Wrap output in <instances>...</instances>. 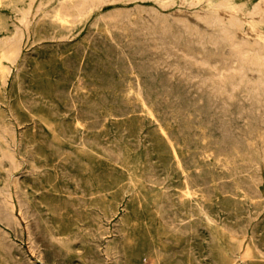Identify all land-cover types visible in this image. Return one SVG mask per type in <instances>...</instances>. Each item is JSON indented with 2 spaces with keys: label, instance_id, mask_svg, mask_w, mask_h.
Wrapping results in <instances>:
<instances>
[{
  "label": "rangeland",
  "instance_id": "374dc122",
  "mask_svg": "<svg viewBox=\"0 0 264 264\" xmlns=\"http://www.w3.org/2000/svg\"><path fill=\"white\" fill-rule=\"evenodd\" d=\"M93 1L94 3H92ZM138 7L139 9L141 7L142 10L140 9L139 11ZM145 7L147 8V10ZM148 7H149V11H148ZM134 8L137 9L136 12L139 14V16L135 12ZM124 10H126V12ZM172 12H174L175 14ZM202 13L204 14L202 15ZM77 17L79 20L76 19ZM138 17L140 18V21H138L139 20ZM144 17H146V19ZM160 17L162 20L161 22H160ZM72 18L74 21L72 20ZM90 19L93 20L94 22L93 21L91 22ZM167 19L168 20L173 19L172 20L173 23L171 21H168ZM135 20L138 22H136ZM155 20L157 22H160L159 23L160 29H158L159 25L156 24L157 22ZM70 21H73V22H70ZM105 21L106 23L108 22V24H106ZM111 21L113 24L111 23ZM139 22L141 25H139ZM212 22L213 24H211ZM12 23L14 24L12 25ZM122 23L123 24L125 23L126 25L125 24L123 25ZM180 23L182 24V26ZM128 24L129 26H127ZM106 25H109V27ZM124 26L126 30H124L125 29ZM169 26L171 27L169 28ZM135 27L137 29H134ZM167 27L169 29H167ZM128 28L129 29L131 28L134 33L132 31H129ZM153 29L155 31L157 29L158 30L157 32H155ZM120 32L122 33L123 37ZM143 32L145 33V35ZM184 32L186 35L184 34ZM106 33H107V36H106ZM160 33L163 37L160 35ZM163 34L165 36H167L168 34L169 35L165 37ZM49 35L52 37H50ZM114 38L116 39L118 38V39L117 40L115 39L116 40L115 41ZM160 38L161 40L159 41L158 39ZM55 40L57 41V43ZM128 40H131V42ZM0 41L1 42L3 41L2 43L0 42V79H1L0 82L2 81L1 83L3 84L2 85L0 83V122H2L0 123V132H2L0 133V139L2 138L1 140L2 142L0 141V170H1L0 171V183H1L0 184V188H1L0 196L2 194V196L0 197V244H1L0 245V264H78V263L79 264H107V263L108 264H123V263L124 264H193V263L194 264H205L206 262H207L206 264H210V263L211 264H226V263L227 264H232V263L233 264H245V263L246 264H260V263H264V260H263L264 259V247H263L264 246V235H263L264 234V226H263L264 225V220H263L264 219V215H263L264 214V144H263L264 139H262V137L264 138V131H263L264 130V116H263L264 115V0H71V1L70 0H39V1L38 0H0ZM135 41L138 43H136ZM15 43L17 44V46ZM188 43L190 46L188 45ZM181 44H183L186 48ZM12 45L16 47L14 48ZM95 45L96 47L94 48ZM143 45L145 47H143ZM4 48L6 50H4ZM12 49L13 50L15 49V50L13 51ZM101 49L103 50V52ZM167 49H170V50H167ZM207 49L209 52L207 51ZM221 49L223 50V52ZM197 50H199V52ZM7 52L9 54H7ZM202 52L205 54V56L204 54H202ZM215 52L217 54H215ZM13 53H15L14 58H13ZM163 53L166 55L164 56ZM219 53L221 56L219 55ZM54 54L55 55L58 54V55L55 56ZM96 55L98 56V58ZM209 55H210V58L209 57L207 58V56ZM181 56H182V59L180 58ZM189 56H191V58ZM202 57L203 59H201ZM213 57H217L216 58L217 60L214 59ZM7 58L10 61H8ZM47 59L50 61V63ZM139 59L140 60L142 59L143 61H140ZM157 59H159L161 63ZM188 59H191V62H189L190 60L188 61ZM192 59L194 60V62L192 61ZM104 60H106L109 64L106 61L104 62ZM185 60L186 62H184ZM179 61H180V64H179ZM205 61H206V64H205ZM210 61H213V63ZM227 62L228 63L230 62L229 63L230 65ZM158 63L161 65L159 66ZM182 63H183V66H182ZM190 65L194 67V69L193 68L191 69ZM198 66L200 68H198ZM53 67L55 68V72H54ZM88 67H90L91 69ZM205 67L208 69L206 70ZM133 68L135 70H133ZM80 69H83V71ZM155 70L157 71L156 73H155ZM186 71L190 72L191 74L187 73ZM232 72L233 74H231ZM160 74L162 75V77ZM187 74L189 75V77ZM199 74H202V75L199 76ZM75 77L77 78L75 79ZM90 77H91V80H90ZM58 78H60L59 79L60 81L58 80ZM192 78L194 81L192 80ZM160 79L162 80V82L160 81ZM198 79H199V82H198ZM220 79L222 80V83ZM177 80H179L180 82L179 81L176 82ZM217 80L220 82L216 83ZM186 82L189 83L190 85L187 84ZM44 84L46 85V87ZM84 84L86 85L84 86ZM212 84L214 88L211 86ZM162 85H164V87ZM218 85H219V89L216 90L218 88ZM183 86H185V88ZM198 87L200 88L202 87L201 88L202 90H199L200 88ZM223 88L225 89L222 91L221 89ZM18 89L19 90L21 89V90L19 91ZM112 89H114V91ZM230 89L232 92L230 91ZM172 90H174V92ZM183 90H186V91H183ZM235 90L237 91L235 92ZM110 91H111V94H110ZM149 91H151V93ZM213 93H218V94H213ZM236 93L237 94L240 93L241 96L239 97L240 94L237 95ZM197 94H199V97L200 96L201 97L200 98L197 97L198 96ZM150 95L152 97H150ZM175 95L176 96L178 95V96L176 97ZM154 96L156 99L154 98ZM188 97L192 101H190ZM201 98L203 101L201 100ZM244 98L246 102L245 100H243ZM171 99L173 101H171ZM219 99H221L220 102H219ZM159 100H161V102ZM192 102L195 104H193ZM41 103H42V106H41ZM103 103L107 105V107ZM196 104H197V107H196ZM205 104H206V107H205ZM190 105L191 107H189ZM202 105L204 107H202ZM240 105H242V107ZM166 106H167V109H166ZM210 106L212 107L210 108ZM177 107H179L180 109ZM237 107L239 110L237 109ZM88 108L91 110L93 109V110L90 111L88 110ZM198 108H200V110ZM172 109L173 111H171ZM58 110H60V112ZM166 110L168 111L167 113H166ZM190 110L194 112V114ZM202 110H203V113H201ZM251 110L253 113L251 112ZM62 111H65V112H62ZM244 112H246L247 114ZM257 112L259 113L257 114ZM223 113L225 114L223 115ZM254 117L256 118L260 117V118L256 119ZM63 118L65 120H63ZM182 118L186 122L182 121ZM207 118L208 120H206ZM214 119L215 121H213ZM232 119L234 120V123L232 122L233 121ZM209 120L210 122H208ZM202 121H205V122L202 123ZM223 121H226L227 123ZM181 123L183 126L181 125ZM229 123L231 124L229 125ZM65 125H67L68 127ZM153 125L154 126L156 125V126L154 127ZM178 125H179V128H178ZM233 126L235 129L232 128ZM4 127H6L9 131L5 130L6 128ZM34 127H37V128H34ZM1 128L3 129V131H1L2 130ZM121 128L123 130H121ZM127 129L129 130L127 131ZM200 129L201 131H199ZM67 130L69 132H67ZM246 130H250V131L247 132ZM257 130H259L258 133H256ZM118 131H120L119 134H118ZM237 131L240 133H237ZM10 132H12L13 134L15 133L16 135L15 134L10 135L12 134ZM32 132H34L35 134ZM43 133L44 135H42ZM120 133L121 134L123 133V134L121 135ZM125 133L126 134L128 133V134L126 135ZM205 134L207 135L204 136ZM242 135L245 137H243ZM11 138H13V140ZM43 138H47V139L45 140ZM209 138L211 140H209ZM219 139H222V140H219ZM244 139H246L247 141H245ZM141 140L142 141L144 140V141L142 142ZM255 141L257 143H255ZM230 143L232 144V146L230 145ZM132 144L134 146H132ZM206 144L207 145L210 144V145L207 146ZM217 144L218 146H216ZM171 145L173 147H171ZM245 145H246V148H245ZM135 146L136 147L138 146V147L136 148ZM194 146L195 148L196 147L197 148L195 149ZM36 147L39 149H36ZM248 147L250 148L249 150H248ZM234 148L236 149L234 150ZM239 148L241 149L240 155H239ZM184 149H187V150H184ZM20 150H23V151H20ZM227 150H228V155H227ZM1 151H5V153ZM115 151H117V153ZM224 153H226V155ZM222 154L223 156H220ZM242 154L244 155L241 156ZM53 156L54 158H52ZM121 156L123 157V159ZM192 156H194L195 158ZM237 157H239L240 159H238ZM77 159L79 162L80 161L82 162L81 165H80L81 162L78 163ZM171 159L172 161H170ZM120 160H123V161H120ZM24 162H27V163L25 164ZM145 164H147L148 166ZM172 164L174 165V168ZM202 164H205V165H202ZM240 164L241 166H239ZM170 165H172L171 168H170ZM87 166L88 168H85ZM216 166H218L219 168H217ZM231 167L234 168L235 170L232 169ZM159 168L160 169L162 168V169L160 170ZM238 168L240 169V172ZM146 169L147 171H145ZM248 170L250 171L247 172ZM213 171H215V173ZM37 173H38V176H37ZM107 173L110 176L106 175ZM125 174H129V175H125ZM95 175H97V177ZM237 175L239 176V178ZM95 179H97V181ZM3 181L5 184L3 183ZM13 181H15L14 183H17V184H13ZM254 182L256 185L254 184ZM156 185L157 186L161 185V186L157 187ZM121 190H122V193H121ZM256 191H257V194L255 193ZM165 197L167 200L164 199ZM255 197H258V198L256 199ZM49 198L52 200H50ZM55 198L57 200H55ZM5 200L7 203L3 202ZM255 201L260 202V203L257 204ZM207 202H209L210 206ZM8 203H11L14 205V208L12 210L10 209V206ZM52 204H55V205H52ZM52 209L55 211H53ZM161 211H162V214H161ZM204 212H206L207 214ZM247 213H250V214H247ZM200 217L202 219H200ZM217 217H218V220H217ZM255 218L257 219L255 220ZM162 220L164 221V223ZM124 225H125V228L123 227ZM54 226H56V228ZM65 226L67 229L65 228ZM252 228L254 229L252 230ZM142 230L144 231L142 232ZM150 231L153 234L150 233ZM246 232H247V235H246ZM176 235L178 236L182 235V236L180 238ZM248 236H249V239H248ZM135 237L138 238L139 240H137ZM148 239L149 240L151 239V240L149 241ZM195 239H196V242H195ZM27 240H29L30 242H28ZM131 242L132 244L130 245ZM247 242L250 245H247L248 244ZM137 244L139 245V247ZM132 245H135L140 249L133 246L135 247L134 248L135 250H134ZM127 247L129 250L126 249ZM202 253H203V256H202ZM235 254H237V256H235ZM200 256L202 257L200 258ZM213 256L214 257L217 256L218 258H214Z\"/></svg>",
  "mask_w": 264,
  "mask_h": 264
},
{
  "label": "bare ground",
  "instance_id": "6f19581e",
  "mask_svg": "<svg viewBox=\"0 0 264 264\" xmlns=\"http://www.w3.org/2000/svg\"><path fill=\"white\" fill-rule=\"evenodd\" d=\"M38 1H39V0H38ZM70 1H71V0H70ZM47 2H48V1H47ZM90 3H91V2H90ZM92 3H94V1H93ZM107 3H109V2H107ZM37 4H38V3H37ZM58 4H59V3H58ZM71 4H72V2H71ZM140 4H142V3H140ZM67 5H68V4H67ZM27 6H28V4H27ZM119 6H120V5H119ZM138 6H140V5H138ZM155 6H156V5H155ZM69 8H70V7H69ZM91 8H92V7H91ZM145 8H146V7H145ZM158 8H159V7H158ZM89 9H90V8H89ZM93 9H94V8H93ZM134 9H135V8H134ZM138 9H139V7H138ZM140 9L142 10L141 7H140ZM140 9H139V11H140ZM131 10H132V9H131ZM136 10H137V9H135V12H136ZM146 10H147V8H146ZM154 10H155V9H154ZM204 10H205V9H204ZM76 11H77V10H76ZM92 11H93V10H92ZM124 11L126 12V10H124ZM148 11H149V7H148ZM170 11H171V10H170ZM14 12H15V11H14ZM26 12H27V11H26ZM49 12H50V11H49ZM118 12H119V11H118ZM121 12H123V11H121ZM125 12H123V13H125ZM131 12H132V11H131ZM131 12H130V13H131ZM146 12H147V11H146ZM51 13H52V11H51ZM53 13H54V12H53ZM58 13H59V12H58ZM107 13H108V12H107ZM127 13H128V12H127ZM136 13H137V12H136ZM144 13H145V11H144ZM151 13H152V12H151ZM156 13H157V12H156ZM172 13H174V12H172ZM172 13H171V14H172ZM189 13H191V12H189ZM56 14H57V13H56ZM64 14H65V13H64ZM74 14H75V13H74ZM77 14H78V13H77ZM115 14H116V13H115ZM121 14H122V13H121ZM133 14H134V13H133ZM137 14H138V13H137ZM141 14H142V13H141ZM154 14H155V13H154ZM174 14H175V13H174ZM203 14H204V13H202V15H203ZM50 15H51V14H50ZM54 15H55V14H54ZM57 15H58V14H57ZM67 15H68V13H67ZM72 15H73V14H72ZM116 15H117V14H116ZM124 15H125V14H124ZM127 15H128V14H127ZM145 15H146V14H145ZM156 15H157V14H156ZM176 15H177V14H176ZM214 15H215V14H214ZM69 16H70V15H69ZM128 16H129V15H128ZM138 16H139V14H138ZM143 16H144V14H143ZM154 16H155V15H154ZM158 16H159V15H158ZM166 16H167V15H166ZM174 16H175V15H174ZM183 16H184V14H183ZM53 17H54V16H53ZM150 17H152V16H150ZM156 17H157V16H156ZM168 17H170V16H168ZM97 18H98V17H97ZM127 18H128V17H127ZM130 18H131V17H130ZM138 18H139V17H138ZM140 18H141V16H140ZM140 18H139L138 21H140ZM144 18L146 19V17H144ZM163 18H164V16H163ZM170 18H172V17H170ZM76 19H78V17H77ZM76 19H75V20H76ZM121 19H122V18H121ZM125 19H126V18H125ZM135 19H136V18H135ZM189 19H190V18H189ZM15 20H16V19H15ZM43 20H44V19H43ZM70 20H71V19H70ZM72 20H73V18H72ZM78 20H79V19H78ZM90 20H91V19H90ZM108 20H109V19H108ZM127 20H128V19H127ZM148 20H149V19H148ZM152 20H153V19H152ZM167 20H168V19H167ZM167 20H166V21H167ZM172 20H173V19H172ZM172 20H168V21H171V22H172ZM73 21H74V20H73ZM73 21H70V22H73ZM92 21H93V20H91V22H92ZM119 21H120V20H119ZM121 21H122V20H121ZM129 21H130V20H129ZM132 21H133V20H132ZM135 21H136V20H135ZM138 21H136V22H138ZM141 21H142V19H141ZM150 21H151V19H150ZM155 21H156V20H155ZM158 21H159V20H158ZM161 21H162V20H161V17H160V22H161ZM163 21H164V20H163ZM213 21H214V20H213ZM48 22H49V21H48ZM65 22H67V21H65ZM88 22H89V21H88ZM93 22H94V21H93ZM109 22H110V21H109ZM113 22H114V21H113ZM153 22H154V21H153ZM156 22H157V21H156ZM156 22H155V23H156ZM160 22H157V23H156L157 25H159V26H158V27H159L158 29H160V24H159ZM105 23H106V21H105ZM111 23H112V21H111ZM115 23H116V22H115ZM155 23H154V24H155ZM172 23H173V22H172ZM174 23H175V22H174ZM13 24H14V23H12V25H13ZM42 24H43V23H42ZM106 24H108V22H107ZM112 24H113V23H112ZM122 24H123V23H122ZM124 24H125V23H124ZM124 24H123V25H124ZM135 24H136V23H135ZM148 24H149V23H148ZM154 24H153V25H154ZM170 24H171V23H170ZM180 24H181V23H180ZM211 24H213V22H212ZM60 25H61V24H60ZM86 25H87V24H86ZM90 25H91V24H90ZM120 25H121V24H120ZM125 25H126V24H125ZM139 25H141L140 22H139ZM139 25H138V27H139ZM142 25H144V24H142ZM150 25H152V24H150ZM150 25H149V26H150ZM172 25H173V24H172ZM22 26H23V25H22ZM30 26H31V25H30ZM47 26H48V25H47ZM54 26H55V25H54ZM95 26H96V25H95ZM106 26L109 27V25H106ZM127 26H129V24H128ZM131 26H132V25H131ZM131 26H130V27H131ZM165 26H166V25H165ZM173 26H174V25H173ZM181 26H182V24H181ZM184 26H185V25H184ZM186 26H188V25H186ZM221 26H222V25H221ZM50 27H51V26H50ZM56 27H57V26H56ZM66 27H67V26H66ZM88 27H89V26H88ZM110 27H111V25H110ZM114 27H115V26H114ZM120 27H121V26H120ZM132 27H133V26H132ZM170 27H171V26H169V28H170ZM179 27H180V26H179ZM47 28H48V27H47ZM61 28H62V27H61ZM64 28H65V27H64ZM91 28H92V26H91ZM124 28H125V26H124ZM124 28H123V29H124ZM147 28H148V26H147ZM169 28L167 27V29H169ZM212 28H213V26H212ZM39 29H40V28H39ZM43 29H44V28H43ZM52 29H53V28H52ZM103 29H104V28H103ZM105 29H106V28H105ZM121 29H122V28H121ZM128 29H129V28H128ZM130 29H131V28H130ZM130 29H129V31H132V29H131V30H130ZM134 29H137V28L135 27ZM140 29H141V28H140ZM158 29H157V30H158ZM190 29H191V28H190ZM193 29H194V28H193ZM40 30H41V29H40ZM59 30H60V29H59ZM59 30H58V31H59ZM65 30H66V29H65ZM73 30H74V29H73ZM109 30H110V28H109ZM115 30H116V29H115ZM118 30H119V29H118ZM124 30H126V28H125ZM141 30H142V29H141ZM153 30H154V29H153ZM157 30H156V31L154 30V31L157 32ZM173 30H174V29H173ZM6 31H7V30H6ZM6 31H5V32H6ZM19 31H20V30H19ZM21 31H22V30H21ZM62 31H63V30H62ZM66 31H67V30H66ZM104 31H105V30H104ZM113 31H114V30H113ZM113 31H112V32H113ZM127 31H128V30H127ZM146 31H147V29H146ZM40 32H41V31H40ZM40 32H39V33H40ZM90 32H91V31H90ZM116 32H117V31H116ZM132 32H133V31H132ZM135 32H136V31H135ZM137 32H139V31H137ZM144 32H145V31H144ZM144 32H143V33H144ZM150 32H151V30H150ZM162 32H163V31H162ZM167 32H168V31H167ZM167 32H166V33H167ZM174 32H175V31H174ZM178 32H179V31H178ZM182 32H183V31H182ZM188 32H189V31H188ZM193 32H194V31H193ZM236 32H237V31H236ZM51 33H52V32H51ZM51 33H50V34H51ZM54 33H55V32H54ZM100 33H101V32H100ZM120 33H121V32H120ZM133 33H134V32H133ZM148 33H149V32H148ZM175 33H176V32H175ZM190 33H191V32H190ZM6 34H7V33H6ZM26 34H27V33H26ZM94 34H95V33H94ZM113 34H114V33H113ZM126 34H127V33H126ZM149 34H150V33H149ZM155 34H156V33H155ZM155 34H154V35H155ZM184 34H185V32H184ZM1 35H2V34H1ZM121 35H122V33H121ZM144 35H145V33H144ZM150 35H151V34H150ZM152 35H153V34H152ZM156 35H157V34H156ZM160 35H161V33H160ZM163 35H164V34H163ZM168 35H169V34H168ZM168 35H167V36H168ZM173 35H174V34H173ZM177 35H178V33H177ZM177 35H176V36H177ZM182 35H183V34H182ZM182 35H181V36H182ZM185 35H186V34H185ZM185 35H184V36H185ZM196 35H197V34H196ZM12 36H13V35H12ZM23 36H24V35H23ZM49 36H50V35H49ZM101 36H102V35H101ZM106 36H107V33H106ZM111 36H112V34H111ZM118 36H119V35H118ZM128 36H129V35H128ZM161 36H162V35H161ZM164 36H165V35H164ZM167 36H165V37H167ZM181 36H180V37H181ZM188 36H189V35H188ZM13 37H14V36H13ZM41 37H42V35H41ZM50 37H52V36H50ZM115 37H116V36H115ZM122 37H123V35H122ZM133 37H135V36H133ZM146 37H147V36H146ZM146 37H145V38H146ZM162 37H163V36H162ZM199 37H200V36H199ZM217 37H218V36H217ZM6 38H7V37H6ZM46 38H48V37H46ZM55 38H56V37H55ZM149 38H150V37H149ZM155 38H156V37H155ZM157 38H159V37H157ZM178 38H179V37H178ZM184 38H185V37H184ZM17 39H18V38H17ZM37 39H38V38H37ZM37 39H36V40H37ZM52 39H53V38H52ZM60 39H61V38H60ZM63 39H64V38H63ZM79 39H80V38H79ZM102 39H103V38H102ZM111 39H112V38H111ZM115 39H116V38H114V40H115ZM117 39H118V38H117ZM117 39H116V40H117ZM139 39H140V38H139ZM176 39H177V38H176ZM180 39H181V38H180ZM185 39H186V38H185ZM192 39H193V37H192ZM208 39H209V38H208ZM216 39H217V38H216ZM15 40H16V39H15ZM20 40H21V39H20ZM114 40H113V41H114ZM116 40H115V41H116ZM134 40H135V39H134ZM134 40H133V41H134ZM150 40H152V39H150ZM158 40L160 41L161 38L158 39ZM164 40H165V39H164ZM166 40H167V39H166ZM173 40H174V39H173ZM173 40H172V41H173ZM194 40H195V39H194ZM194 40H193V41H194ZM4 41H5V40H4ZM55 41H56V40H55ZM72 41H73V40H72ZM88 41H89V40H88ZM91 41H92V40H91ZM128 41L131 42V40H128ZM128 41H127V42H128ZM145 41H147V40H145ZM179 41H181V40H179ZM189 41H190V39H189ZM199 41H200V40H199ZM206 41H207V39H206ZM0 42H1V41H0ZM2 42H3V41H2ZM2 42H1V43H2ZM5 42H6V41H5ZM10 42H11V41H10ZM67 42H68V41H67ZM80 42H81V41H80ZM92 42H93V41H92ZM135 42H136V41H135ZM157 42H158V41H157ZM157 42H156V43H157ZM161 42H163V41H161ZM176 42H177V40H176ZM184 42H185V41H184ZM187 42H188V40H187ZM16 43H17V42H16ZM16 43H15V44H16ZM18 43H19V42H18ZM45 43H46V42H45ZM52 43H53V42H52ZM56 43H57V41H56ZM81 43H82V42H81ZM120 43H121V42H120ZM120 43H118V44H120ZM133 43H134V42H133ZM136 43H138V42H136ZM154 43H155V42H154ZM167 43H168V42H167ZM167 43H166V44H167ZM220 43H221V42H220ZM5 44H6V43H5ZM15 44H14V45H15ZM29 44H30V43H29ZM42 44H43V43H42ZM49 44H51V43H49ZM101 44H102V43H101ZM162 44H163V43H162ZM173 44H174V43H173ZM184 44H185V43H184ZM196 44H197V43H196ZM198 44H200V43H198ZM222 44H223V43H222ZM19 45H20V44H19ZM37 45H38V44H37ZM43 45H44V44H43ZM66 45H67V44H66ZM78 45H79V44H78ZM89 45H90V44H89ZM103 45H104V44H103ZM116 45H117V44H116ZM169 45H170V44H169ZM181 45H183V44H181ZM188 45H189V43H188ZM12 46H13V45H12ZM16 46H17V44H16ZM16 46H13V47L15 48ZM75 46H77V45H75ZM75 46H74V47H75ZM149 46H150V45H149ZM151 46H152V45H151ZM155 46H156V45H155ZM155 46H154V47H155ZM175 46H176V45H175ZM183 46H184V45H183ZM189 46H190V45H189ZM193 46H194V45H193ZM193 46H192V47H193ZM208 46H209V45H208ZM49 47H50V46H49ZM61 47H62V45H61ZM72 47H73V46H72ZM95 47H96V45L94 46V48H95ZM143 47H145V46L143 45ZM173 47H174V46H173ZM184 47H185V46H184ZM192 47H191V48H192ZM209 47H210V46H209ZM5 48H6V47H5ZM5 48H4V50H6V49L8 48V46H7L6 49H5ZM35 48H36V47H35ZM66 48H67V47H66ZM158 48H159V47H158ZM160 48H161V47H160ZM178 48H179V46H178ZM185 48H186V47H185ZM205 48H206V47H205ZM213 48H214V46H213ZM46 49H47V48H46ZM49 49H50V48H49ZM86 49H87V48H86ZM122 49H123V48H122ZM148 49H149V47H148ZM153 49H155V48H153ZM156 49H157V48H156ZM162 49H163V48H162ZM165 49H166V48H165ZM174 49H175V48H174ZM183 49H184V48H183ZM192 49H193V48H192ZM209 49H210V48H209ZM223 49H225V48H223ZM4 50H3V51H4ZM12 50H13V49H12ZM14 50H15V49H14ZM14 50H13V51H14ZM16 50H17V49H16ZM32 50H33V49H32ZM43 50H44V49H43ZM56 50H57V49H56ZM101 50H102V49H101ZM157 50H158V49H157ZM157 50H156V52H157ZM167 50H170V49H167ZM167 50H166V51H167ZM177 50H178V49H177ZM195 50H196V49H195ZM195 50H194V51H195ZM199 50H200V49H199ZM199 50H197V51L199 52ZM221 50H222V49H221ZM26 51H27V50H26ZM47 51H48V50H47ZM87 51H88V50H87ZM93 51H94V50H93ZM121 51H122V50H121ZM129 51H130V50H129ZM141 51H142V50H141ZM144 51H145V50H144ZM163 51H164V50H163ZM179 51H180V50H179ZM182 51H183V50H182ZM187 51H188V50H187ZM194 51H193V53H194ZM207 51H208V49H207ZM210 51H212V50H210ZM214 51H215V50H214ZM10 52H11V51H10ZM33 52H34V51H33ZM37 52H38V51H37ZM73 52H74V50H73ZM82 52H83V51H82ZM88 52H89V51H88ZM98 52H99V51H98ZM98 52H97V53H98ZM102 52H103V50H102ZM145 52H146V51H145ZM167 52H168V51H167ZM167 52H166V53H167ZM174 52H175V51H174ZM177 52H178V51H177ZM185 52H186V51H185ZM190 52H191V51H190ZM208 52H209V51H208ZM216 52H217V51H216ZM216 52H215V54L218 53V52H217V53H216ZM222 52H223V50H222ZM39 53H41V52H39ZM54 53H55V52H54ZM104 53H105V52H104ZM104 53H103V54H104ZM116 53H118V52H116ZM149 53H150V52H149ZM158 53H159V52H158ZM172 53H173V52H172ZM178 53H179V52H178ZM193 53H192V55H193ZM220 53H221V51H220ZM220 53H219V55H220ZM7 54H9V53L7 52ZM11 54H12V53H11ZM11 54H10V55H11ZM14 54H15V53H13V58H14ZM25 54H26V53H25ZM71 54H72V53H71ZM75 54H76V53H75ZM84 54H85V53H84ZM88 54H89V53H88ZM159 54H160V53H159ZM163 54H164V53H163ZM195 54H196V53H195ZM202 54H204V53L202 52ZM3 55H5V54H3ZM36 55H37V54H36ZM44 55H45V54H44ZM54 55H55V54H54ZM56 55H58V54H56ZM56 55H55V56H56ZM66 55H67V54H66ZM99 55H100V54H99ZM104 55H105V54H104ZM104 55H103V56H104ZM156 55H157V54H156ZM165 55H166V54H164V56H165ZM170 55H171V54H170ZM172 55H173V54H172ZM183 55H184V54H183ZM188 55H189V53H188ZM206 55H207V54H206ZM210 55H211V54H210ZM210 55L207 56V58H208V57L210 58ZM6 56H7V55H6ZM11 56H12V55H11ZM26 56H27V55H26ZM37 56H38V55H37ZM46 56H47V55H46ZM77 56H78V55H77ZM96 56H97V55H96ZM195 56H196V55H195ZM195 56H194V57H195ZM197 56H198V55H197ZM200 56H201V55H200ZM204 56H205V54H204ZM220 56H221V55H220ZM4 57H5V56H4ZM59 57H60V56H59ZM80 57H81V56H80ZM83 57H84V56H83ZM83 57H82V58H83ZM117 57H118V56H117ZM150 57H151V56H150ZM168 57H169V56H168ZM183 57H184V56H183ZM189 57L191 58V56H189ZM189 57H188V58H189ZM198 57H199V56H198ZM22 58H23V57H22ZM27 58H28V57H27ZM49 58H50V57H49ZM82 58H81V59H82ZM92 58H93V57H92ZM92 58H91V59H92ZM97 58H98V56H97ZM133 58H134V57H133ZM158 58H160V57H158ZM174 58H175V57H174ZM180 58L182 59V56H181ZM195 58H196V57H195ZM213 58L216 59L217 57H213ZM213 58H212V59H213ZM221 58H222V57H221ZM221 58H220V59H221ZM11 59H12V58H11ZM24 59H25V58H24ZM81 59H80V60H81ZM85 59H86V58H85ZM95 59H96V58H95ZM95 59H94V60H95ZM102 59H103V58H102ZM109 59H110V58H109ZM128 59H129V58H128ZM135 59H136V58H135ZM144 59H145V58H144ZM168 59H169V58H168ZM171 59H172V58H171ZM175 59H176V58H175ZM201 59H203V57H202ZM205 59H206V58H205ZM225 59H227V58H225ZM230 59H231V58H230ZM7 60H8V58H7ZM22 60H23V59H22ZM32 60H33V58H32ZM47 60H48V59H47ZM129 60H130V59H129ZM139 60H140V59H139ZM157 60H159V59H157ZM163 60H164V59H163ZM179 60H180V59H179ZM189 60H190V61H189ZM216 60H217V59H216ZM8 61H10V60H8ZM35 61H36V60H35ZM35 61H34V63H35ZM48 61H49V60H48ZM98 61H99V60H98ZM105 61H106V60H104V62H105ZM113 61H114V60H113ZM140 61H143V60L141 59ZM148 61H150V60H148ZM159 61H160V60H159ZM168 61H169V60H168ZM171 61H172V60H171ZM175 61H176V60H175ZM188 61L191 62V59H188ZM188 61H187V62H188ZM192 61L194 62L193 59H192ZM201 61H202V60H201ZM201 61H200V62H201ZM220 61H221V60H220ZM239 61H240V60H239ZM26 62H27V61H26ZM28 62H29V61H28ZM51 62H52V61H51ZM68 62H69V61H68ZM80 62H81V61H80ZM100 62H101V61H100ZM104 62H103V63H104ZM106 62H107V61H106ZM117 62H118V61H117ZM119 62H120V61H119ZM151 62H152V61H151ZM153 62H154V61H153ZM165 62H166V61H165ZM184 62H186V60H185ZM189 62H188V63H189ZM210 62L213 63V61H210ZM215 62H216V61H215ZM49 63H50V61H49ZM73 63H74V62H73ZM86 63H87V62H86ZM89 63H90V62H89ZM89 63H88V65H89ZM107 63H108V62H107ZM129 63H130V62H129ZM154 63H155V62H154ZM160 63H161V61H160ZM173 63H174V62H173ZM221 63H223V62H221ZM221 63H220V64H221ZM227 63H228V62H227ZM229 63H230V62H229ZM229 63H228V64H229ZM95 64H96V63H95ZM108 64H109V63H108ZM130 64H131V63H130ZM146 64H147V63H146ZM158 64H159V63H158ZM169 64H170V63H169ZM169 64H168V65H169ZM179 64H180V61H179ZM190 64H191V63H190ZM200 64H202V63H200ZM205 64H206V61H205ZM215 64H216V63H215ZM228 64H227V65H228ZM45 65H46V64H45ZM65 65H66V63H65ZM127 65H128V64H127ZM140 65H141V64H140ZM147 65H148V64H147ZM152 65H153V64H152ZM155 65H156V64H155ZM160 65H161V64H159V66H160ZM163 65H164V64H163ZM173 65H174V64H173ZM173 65H172V66H173ZM227 65H226V67H227ZM229 65H230V64H229ZM30 66H31V65H30ZM83 66H84V65H83ZM119 66H120V65H119ZM164 66H165V65H164ZM172 66H171V67H172ZM174 66H175V65H174ZM182 66H183V63H182ZM182 66H181V67H182ZM190 66H191V65H190ZM194 66H195V65H194ZM206 66H207V65H206ZM221 66H222V65H221ZM236 66H237V65H236ZM22 67H23V66H22ZM25 67H26V66H25ZM32 67H34V66H32ZM54 67H55V66H54ZM54 67H53V69H54V72H55V68H54ZM66 67H67V66H66ZM75 67H77V66H75ZM80 67H81V65H80ZM114 67H115V66H114ZM120 67H121V66H120ZM134 67H135V65H134ZM157 67H158V66H157ZM161 67H162V66H161ZM166 67H167V66H166ZM178 67H179V66H178ZM184 67H185V66H184ZM195 67H196V66H195ZM203 67H204V66H203ZM207 67H208V66H207ZM88 68H90V67H88ZM163 68H164V67H163ZM173 68H174V67H173ZM173 68H172V69H173ZM179 68H180V67H179ZM192 68L194 69V67L191 66V69H192ZM198 68H200V67L198 66ZM205 68H206V67H205ZM215 68H217V67H215ZM220 68H221V67H220ZM223 68H225V67H223ZM228 68H229V66H228ZM13 69H14V68H13ZM66 69H67V68H66ZM69 69H70V68H69ZM72 69H73V68H72ZM76 69H77V68H76ZM90 69H91V68H90ZM152 69H154V68H152ZM158 69H159V68H158ZM166 69H167V68H166ZM188 69H189V68H188ZM191 69H190V70H191ZM202 69H204V68H202ZM207 69H208V68H206V70H207ZM18 70H19V69H18ZM35 70H36V69H35ZM58 70H59V69H58ZM80 70L83 71V69H80ZM96 70H97V69H96ZM125 70H126V69H125ZM133 70H135V69L133 68ZM169 70H170V69H169ZM175 70H176V68H175ZM186 70H187V69H186ZM209 70H210V69H209ZM23 71H24V70H23ZM48 71H49V69H48ZM52 71H53V70H52ZM127 71H128V70H127ZM143 71H144V69H143ZM147 71H148V69H147ZM161 71H162V70H161ZM173 71H174V70H173ZM179 71H180V70H179ZM184 71H185V70H184ZM191 71H192V70H191ZM201 71H202V70H201ZM39 72H40V71H39ZM69 72H70V71H69ZM79 72H80V71H79ZM85 72H86V71H85ZM96 72H97V71H96ZM100 72H101V71H100ZM118 72H119V71H118ZM134 72H135V71H134ZM156 72H157V71L155 70V73H156ZM174 72H175V71H174ZM177 72H178V71H177ZM181 72H182V71H181ZM186 72H187V71H186ZM186 72H185V73H186ZM195 72H196V71H195ZM206 72H207V71H206ZM212 72H213V71H212ZM218 72H220V71H218ZM223 72H224V71H223ZM240 72H241V71H240ZM21 73H22V72H21ZM37 73H38V72H37ZM163 73H164V72H163ZM179 73H180V72H179ZM179 73H178V74H179ZM187 73H190V72H187ZM200 73H201V72H200ZM17 74H18V73H17ZM56 74H57V73H56ZM71 74H72V73H71ZM87 74H88V73H87ZM91 74H92V73H91ZM105 74H106V73H105ZM125 74H126V73H125ZM140 74H141V72H140ZM173 74H175V73H173ZM178 74H177V75H178ZM183 74H184V73H183ZM190 74H191V73H190ZM204 74H205V73H204ZM231 74H233V72H232ZM22 75H23V74H22ZM64 75H65V74H64ZM76 75H77V74H76ZM103 75H104V74H103ZM113 75H114V74H113ZM132 75H133V74H132ZM160 75H161V74H160ZM160 75H159V77H160ZM170 75H171V74H170ZM181 75H182V74H181ZM187 75H188V74H187ZM200 75H202V74H199V76H200ZM206 75H207V74H206ZM210 75H211V74H210ZM215 75H216V74H215ZM221 75H222V73H221ZM226 75H227V74H226ZM15 76H17V75H15ZM81 76H82V75H81ZM104 76H105V75H104ZM135 76H136V75H135ZM150 76H151V75H150ZM164 76H165V75H164ZM182 76H183V75H182ZM184 76H185V75H184ZM194 76H195V75H194ZM204 76H205V75H204ZM219 76H220V75H219ZM235 76H237V75H235ZM11 77H12V76H11ZM119 77H120V76H119ZM122 77H123V76H122ZM154 77H155V76H154ZM161 77H162V75H161ZM188 77H189V75H188ZM192 77H193V76H192ZM207 77H208V76H207ZM227 77H228V76H227ZM15 78H16V77H15ZM25 78H26V77H25ZM28 78H29V77H28ZM30 78H31V77H30ZM68 78H69V77H68ZM76 78H77V77H75V79H76ZM88 78H89V76H88ZM105 78H106V77H105ZM108 78H109V77H108ZM183 78H184V77H183ZM211 78H212V77H211ZM224 78H225V77H224ZM224 78H223V79H224ZM228 78H229V77H228ZM17 79H18V78H17ZM22 79H24V78H22ZM36 79H37V78H36ZM45 79H46V78H45ZM48 79H49V78H48ZM48 79H47V80H48ZM59 79H60V78H58V80H59ZM102 79H103V78H102ZM121 79H122V78H121ZM161 79H162V78H161ZM161 79H160V81L162 82ZM165 79H166V77H165ZM168 79H169V78H168ZM172 79H173V78H172ZM186 79H187V77H186ZM218 79H219V78H218ZM221 79H222V78H221ZM221 79H220V80H221ZM0 80H1V79H0ZM34 80H35V79H34ZM34 80H33V81H34ZM85 80H86V79H85ZM90 80H91V77H90ZM104 80H105V79H104ZM107 80H108V79H107ZM107 80H106V81H107ZM117 80H118V79H117ZM130 80H131V79H130ZM132 80H133V79H132ZM142 80H143V78H142ZM156 80H158V79H156ZM183 80H184V79H183ZM192 80H193V78H192ZM202 80H203V79H202ZM209 80H210V79H209ZM238 80H239V79H238ZM248 80H249V79H248ZM16 81H17V80H16ZM19 81H20V80H19ZM54 81H55V80H54ZM59 81H60V80H59ZM64 81H65V80H64ZM99 81H100V80H99ZM108 81H109V80H108ZM112 81H113V79H112ZM125 81H126V80H125ZM173 81H174V80H173ZM178 81H179V80H177L176 82H178ZM193 81H194V80H193ZM212 81H214V80H212ZM212 81H211V82H212ZM1 82H2V81H1ZM1 82H0V83H1ZM10 82H11V81H10ZM21 82H22V81H21ZM21 82H20V83H21ZM25 82H27V81H25ZM74 82H75V81H74ZM140 82H141V81H140ZM140 82H139V83H140ZM158 82H159V81H158ZM164 82H165V80H164ZM170 82H171V81H170ZM179 82H180V81H179ZM181 82H182V81H181ZM198 82H199V79H198ZM202 82H203V81H202ZM205 82H206V81H205ZM218 82H220V81L217 80L216 83H218ZM224 82H225V80H224ZM45 83H46V82H45ZM98 83H99V82H98ZM98 83H97V84H98ZM147 83H148V82H147ZM182 83H183V82H182ZM186 83H187V82H186ZM209 83H210V82H209ZM221 83H222V80H221ZM1 84H2V83H1ZM42 84H43V83H42ZM46 84H47V83H46ZM48 84H49V82H48ZM58 84H59V83H58ZM65 84H66V83H65ZM73 84H74V83H73ZM106 84H107V83H106ZM109 84H110V83H109ZM143 84H145V83H143ZM143 84H142V85H143ZM174 84H175V83H174ZM174 84H173V85H174ZM187 84H189V83H187ZM198 84H200V83H198ZM219 84H220V83H219ZM223 84H224V83H223ZM229 84H231V83H229ZM2 85H3V84H2ZM11 85H12V84H11ZM24 85H25V84H24ZM44 85H45V84H44ZM82 85H83V84H82ZM85 85H86V84H84V86H85ZM104 85H105V84H104ZM127 85H129V84H127ZM183 85H184V84H183ZM189 85H190V84H189ZM194 85H195V84H194ZM194 85H193V86H194ZM200 85H202V84H200ZM221 85H222V84H221ZM17 86H18V85H17ZM29 86H30V85H29ZM53 86H54V85H53ZM59 86H60V85H59ZM97 86H98V85H97ZM101 86H102V85H101ZM123 86H124V85H123ZM131 86H132V85H131ZM157 86H158V85H157ZM162 86L164 87V85H162ZM169 86H170V85H169ZM174 86H175V85H174ZM174 86H173V87H174ZM207 86H208V85H207ZM207 86H206V87H207ZM211 86L213 87V84H212ZM223 86H224V85H223ZM244 86H245V85H244ZM11 87H12V86H11ZM45 87H46V85H45ZM62 87H63V86H62ZM107 87H108V86H107ZM119 87H120V86H119ZM134 87H135V85H134ZM149 87H150V86H149ZM158 87H159V86H158ZM170 87H171V86H170ZM183 87L185 88V86H183ZM194 87H195V86H194ZM206 87H205V88H206ZM215 87H217V86H215ZM228 87H229V85H228ZM29 88H31V87H29ZM35 88H36V87H35ZM48 88H49V87H48ZM55 88H56V86H55ZM105 88H106V87H105ZM105 88H103V89H105ZM117 88H118V87H117ZM117 88H116V89H117ZM122 88H124V87H122ZM138 88H139V87H138ZM180 88H181V87H180ZM190 88H191V86H190ZM198 88H200V87H198ZM201 88H202V87H201ZM201 88H200L199 90H202ZM213 88H214V87H213ZM213 88H212V90H213ZM4 89H5V88H4ZM8 89H9V88H8ZM16 89H17V88H16ZM21 89H22V88H21ZM21 89H20V90H21ZM32 89H33V88H32ZM87 89H88V87H87ZM106 89H107V88H106ZM130 89H131V88H130ZM172 89H173V88H172ZM193 89H194V88H193ZM209 89H210V88H209ZM218 89H219V85H218V88H217L216 90H218ZM224 89H225V88H223V89H221V90L223 91ZM228 89H229V88H228ZM18 90H19V89H18ZM20 90H19V91H20ZM22 90H23V89H22ZM30 90H31V89H30ZM53 90H54V89H53ZM59 90H60V89H59ZM81 90H82V89H81ZM93 90H94V89H93ZM100 90H101V89H100ZM112 90L114 91V89H112ZM117 90H118V89H117ZM117 90H116V91H117ZM151 90H152V89H151ZM180 90H181V89H180ZM186 90H187V89H186ZM186 90H183V91H186ZM243 90H244V89H243ZM11 91H12V90H11ZM11 91H10V92H11ZM33 91H34V90H33ZM48 91H49V90H48ZM56 91H57V90H56ZM89 91H90V90H89ZM107 91H108V90H107ZM138 91H140V90H138ZM142 91H143V90H142ZM172 91L174 92V90H172ZM177 91H178V89H177ZM194 91H195V90H194ZM208 91H209V90H208ZM225 91H227V90H225ZM225 91H224V93H225ZM230 91H231V89H230ZM236 91H237V90H235V92H236ZM28 92H29V91H28ZM103 92H104V91H103ZM122 92H123V91H122ZM134 92H135V91H134ZM145 92H146V91H145ZM149 92L151 93V91H149ZM153 92H154V91H153ZM161 92H162V91H161ZM199 92H200V91H199ZM201 92H202V91H201ZM204 92H205V91H204ZM211 92H212V91H211ZM213 92H215V91H213ZM231 92H232V91H231ZM241 92H242V91H241ZM11 93H12V92H11ZM37 93H38V92H37ZM53 93H54V92H53ZM80 93H81V92H80ZM85 93H87V92H85ZM107 93H108V92H107ZM147 93H148V92H147ZM150 93H149V94H150ZM163 93H164V92H163ZM176 93H178V92H176ZM180 93H181V92H180ZM188 93H189V92H188ZM218 93H219V91H218ZM218 93H213V94H218ZM70 94H71V93H70ZM96 94H97V93H96ZM105 94H106V93H105ZM110 94H111V91H110ZM112 94H113V93H112ZM120 94H121V93H120ZM131 94H133V93H131ZM137 94H138V92H137ZM145 94H146V93H145ZM174 94H175V93H174ZM174 94H173V95H174ZM190 94H191V93H190ZM190 94H189V95H190ZM208 94H209V93H208ZM211 94H212V93H211ZM226 94H227V93H226ZM236 94H237V93H236ZM239 94H240V93H239ZM239 94H237V95H239ZM17 95H18V94H17ZM20 95H21V94H20ZM33 95H34V94H33ZM50 95H51V94H50ZM85 95H86V94H85ZM115 95H116V94H115ZM151 95H152V94H151ZM151 95H150V97H152ZM155 95H156V94H155ZM165 95H166V94H165ZM182 95H183V94H182ZM197 95H198L197 97H199V94H197ZM15 96H16V95H15ZM28 96H29V95H28ZM88 96H89V95H88ZM88 96H87V97H88ZM96 96H97V95H96ZM100 96H101V95H100ZM140 96H141V95H140ZM142 96H143V95H142ZM147 96H148V95H147ZM156 96H157V95H156ZM175 96H176V95H175ZM177 96H178V95H177ZM177 96H176V97H177ZM179 96H180V95H179ZM185 96H186V95H185ZM212 96H213V95H212ZM214 96H215V95H214ZM221 96H222V95H221ZM240 96H241V94L239 95V97H240ZM247 96H248V95H247ZM251 96H252V94H251ZM26 97H27V96H26ZM30 97H32V96H30ZM36 97H37V96H36ZM56 97H57V96H56ZM83 97H84V96H83ZM106 97H107V96H106ZM117 97H118V96H117ZM125 97H126V96H125ZM148 97H149V96H148ZM159 97H160V96H159ZM159 97H158V98H159ZM168 97H169V96H168ZM200 97H201V96H200ZM200 97H199V98H200ZM223 97H224V96H223ZM53 98H54V96H53ZM93 98H94V97H93ZM97 98H98V97H97ZM154 98H155V96H154ZM166 98H167V97H166ZM182 98H183V97H182ZM192 98H194V97H192ZM209 98H210V97H209ZM218 98H219V96H218ZM224 98H225V97H224ZM38 99H39V98H38ZM83 99H84V98H83ZM83 99H82V100H83ZM108 99H109V98H108ZM117 99H118V98H117ZM119 99H120V98H119ZM134 99H136V98H134ZM155 99H156V98H155ZM172 99H173V98H172ZM172 99H171V101H173ZM174 99H175V98H174ZM188 99H189V97H188ZM211 99H212V98H211ZM235 99H237V98H235ZM247 99H248V98H247ZM260 99H261V98H260ZM33 100H34V99H33ZM77 100H78V99H77ZM111 100H112V98H111ZM141 100H142V99H141ZM183 100H184V99H183ZM189 100H190V99H189ZM196 100H198V99H196ZM196 100H195V101H196ZM201 100H202V98H201ZM205 100H206V99H205ZM205 100H204V101H205ZM220 100H221V99H219V102H220ZM243 100H245V98H244ZM249 100H250V99H249ZM249 100H248V101H249ZM14 101H15V100H14ZM20 101H21V100H20ZM35 101H36V100H35ZM40 101H41V100H40ZM40 101H39V102H40ZM65 101H67V100H65ZM85 101H86V100H85ZM87 101H88V100H87ZM113 101H114V100H113ZM123 101H124V100H123ZM145 101H146V100H145ZM159 101L161 102V100H159ZM162 101H163V100H162ZM184 101H185V100H184ZM190 101H192V100H190ZM202 101H203V100H202ZM210 101H211V100H210ZM223 101H224V99H223ZM229 101H230V100H229ZM234 101H235V100H234ZM15 102H16V101H15ZM37 102H38V101H37ZM110 102H111V101H110ZM115 102H116V101H115ZM124 102H125V101H124ZM126 102H127V101H126ZM141 102H142V101H141ZM141 102H140V103H141ZM166 102H167V101H166ZM166 102H165V103H166ZM193 102H194V101H193ZM193 102H192V103H193ZM212 102H213V101H212ZM225 102H226V101H225ZM225 102H224V103H225ZM230 102H231V101H230ZM237 102H238V101H237ZM237 102H236V103H237ZM245 102H246V100H245ZM256 102H257V101H256ZM20 103H21V102H20ZM73 103H74V102H73ZM82 103H83V102H82ZM92 103H93V102H92ZM108 103H109V102H108ZM117 103H118V101H117ZM136 103H137V102H136ZM185 103H187V102H185ZM216 103H217V102H216ZM227 103H228V102H227ZM238 103H239V102H238ZM247 103H248V102H247ZM38 104H39V103H38ZM59 104H60V103H59ZM75 104H76V103H75ZM85 104H86V103H85ZM103 104H104V103H103ZM128 104H129V103H128ZM145 104H146V103H145ZM157 104H158V103H157ZM172 104H173V103H172ZM193 104H195V103H193ZM206 104H207V103H206ZM206 104H205V107H206ZM213 104H214V103H213ZM54 105H55V104H54ZM62 105H63V104H62ZM62 105H61V107H62ZM82 105H83V104H82ZM90 105H91V104H90ZM94 105H95V104H94ZM94 105H93V106H94ZM104 105H105V104H104ZM119 105H120V103H119ZM138 105H139V104H138ZM154 105H155V104H154ZM169 105H170V104H169ZM180 105H182V104H180ZM222 105H223V104H222ZM244 105H245V104H244ZM248 105H250V104H248ZM33 106H34V105H33ZM33 106H32V107H33ZM41 106H42V103H41ZM43 106H44V105H43ZM84 106H85V105H84ZM105 106L107 107V105H105ZM130 106H131V104H130ZM163 106H164V105H163ZM173 106H174V105H173ZM192 106H193V105H192ZM214 106H215V105H214ZM236 106H237V105H236ZM240 106L242 107V105H240ZM9 107H10V106H9ZM22 107H23V106H22ZM57 107H58V106H57ZM57 107H56V108H57ZM91 107H92V106H91ZM101 107H102V106H101ZM152 107H154V106H152ZM164 107H165V106H164ZM181 107H182V106H181ZM189 107H191V105H190ZM194 107H195V106H194ZM196 107H197V104H196ZM202 107H204V106L202 105ZM211 107H212V106H210V108H211ZM228 107H229V106H228ZM233 107H234V106H233ZM238 107H239V106H238ZM238 107H237V109H238ZM254 107H255V106H254ZM10 108H11V107H10ZM38 108H39V107H38ZM56 108H55V109H56ZM113 108H114V107H113ZM120 108H121V107H120ZM133 108H134V107H133ZM169 108H170V107H169ZM171 108H172V107H171ZM173 108H174V107H173ZM177 108H179V107H177ZM182 108H183V107H182ZM208 108H209V107H208ZM249 108H250V107H249ZM251 108H252V107H251ZM259 108H261V107H259ZM25 109H26V108H25ZM25 109H24V110H25ZM49 109H50V108H49ZM57 109H58V108H57ZM73 109H74V108H73ZM75 109H76V108H75ZM80 109H81V108H80ZM109 109H110V108H109ZM131 109H132V108H131ZM154 109H156V108H154ZM166 109H167V106H166ZM179 109H180V108H179ZM198 109L200 110V108H198ZM203 109H204V108H203ZM223 109H225V108H223ZM230 109H231V108H230ZM235 109H236V107H235ZM50 110H51V109H50ZM65 110H66V109H65ZM84 110H85V109H84ZM88 110L92 111L93 109L91 110V109L88 108ZM146 110H147V108H146ZM177 110H178V109H177ZM184 110H185V108H184ZM186 110H188V109H186ZM210 110H211V109H210ZM210 110H209V111H210ZM238 110H239V109H238ZM240 110H241V109H240ZM10 111H11V109H10ZM37 111H38V110H37ZM53 111H54V109H53ZM58 111L60 112V110H58ZM70 111H71V110H70ZM85 111H86V110H85ZM85 111H84V112H85ZM98 111H99V110H98ZM110 111H111V110H110ZM133 111H134V109H133ZM156 111H157V110H156ZM171 111H173V109H172ZM179 111H181V110H179ZM182 111H183V110H182ZM190 111H191V110H190ZM212 111H213V110H212ZM224 111H225V110H224ZM229 111H230V110H229ZM246 111H247V110H246ZM62 112H65V111H62ZM95 112H96V111H95ZM137 112H138V111H137ZM146 112H147V111H146ZM167 112H168V111L166 110V113H167ZM177 112H178V111H177ZM191 112H192V111H191ZM199 112H200V111H199ZM210 112H211V111H210ZM231 112H232V111H231ZM251 112H252V110H251ZM28 113H29V112H28ZM54 113H56V112H54ZM79 113H80V112H79ZM106 113H107V112H106ZM174 113H175V112H174ZM180 113H181V112H180ZM188 113H189V112H188ZM192 113L194 114V112H192ZM201 113H203V110H202ZM205 113H206V111H205ZM205 113H204V114H205ZM211 113H212V112H211ZM237 113H238V112H237ZM241 113H242V112H241ZM241 113H240V114H241ZM244 113H246V112H244ZM252 113H253V112H252ZM258 113H259V112H257V114H258ZM7 114H8V113H7ZM58 114H59V113H58ZM66 114H67V113H66ZM72 114H73V112H72ZM72 114H71V115H72ZM92 114H93V112H92ZM141 114H142V113H141ZM168 114H169V113H168ZM168 114H167V115H168ZM176 114H177V113H176ZM199 114H200V113H199ZM209 114H210V113H209ZM213 114H214V113H213ZM224 114H225V113H223V115H224ZM238 114H239V113H238ZM246 114H247V113H246ZM246 114H245V115H246ZM250 114H251V113H250ZM255 114H256V113H255ZM28 115H29V114H28ZM52 115H53V114H52ZM74 115H75V114H74ZM109 115H110V113H109ZM133 115H134V114H133ZM135 115H137V114H135ZM155 115H156V114H155ZM155 115H153V116H155ZM159 115H160V114H159ZM164 115H165V113H164ZM170 115H171V114H170ZM181 115H183V114H181ZM189 115H190V114H189ZM210 115H211V114H210ZM216 115H217V114H216ZM219 115H220V114H219ZM236 115H237V114H236ZM251 115H252V114H251ZM253 115H254V114H253ZM53 116H54V115H53ZM77 116H78V115H77ZM86 116H87V115H86ZM103 116H104V115H103ZM105 116H106V115H105ZM115 116H116V115H115ZM131 116H132V115H131ZM157 116H158V115H157ZM196 116H197V115H196ZM207 116H208V114H207ZM212 116H213V115H212ZM228 116H229V115H228ZM242 116H243V115H242ZM254 116H255V115H254ZM256 116H257V115H256ZM258 116H259V115H258ZM263 116H264V115H263ZM60 117H62V116H60ZM98 117H99V116H98ZM119 117H120V115H119ZM121 117H122V116H121ZM141 117H142V116H141ZM162 117H163V116H162ZM169 117H170V116H169ZM176 117H177V116H176ZM180 117H181V116H180ZM194 117H195V116H194ZM199 117H201V116H199ZM223 117H224V116H223ZM237 117H238V116H237ZM10 118H11V117H10ZM16 118H17V117H16ZM28 118H29V117H28ZM69 118H70V117H69ZM151 118H152V117H151ZM151 118H150V119H151ZM159 118H160V117H159ZM164 118H165V117H164ZM186 118H187V117H186ZM186 118H185V120H186ZM204 118H205V117H204ZM212 118H213V117H212ZM232 118H233V117H232ZM254 118H256V117H254ZM259 118H260V117H259ZM259 118H256V119H259ZM261 118H262V117H261ZM13 119H14V118H13ZM76 119H77V118H76ZM95 119H96V118H95ZM100 119H101V118H100ZM142 119H143V118H142ZM142 119H141V120H142ZM154 119H155V118H154ZM175 119H176V118H175ZM195 119H196V118H195ZM217 119H218V117H217ZM240 119H241V118H240ZM5 120H6V119H5ZM8 120H9V119H8ZM15 120H16V119H15ZM15 120H14V121H15ZM28 120H29V119H28ZM63 120H65V119L63 118ZM86 120H87V119H86ZM143 120H144V119H143ZM151 120H152V119H151ZM206 120H208V118H207ZM232 120H233V119H232ZM247 120H248V119H247ZM261 120H262V119H261ZM261 120H260V121H261ZM10 121H11V120H10ZM32 121H33V119H32ZM71 121H72V120H71ZM82 121H83V120H82ZM144 121H145V120H144ZM165 121H166V120H165ZM182 121H184L183 118H182ZM182 121H181V122H182ZM193 121H194V120H193ZM200 121H201V120H200ZM213 121H215V119H214ZM217 121H218V120H217ZM226 121H227V120H226ZM226 121H223V122H226ZM235 121H236V120H235ZM244 121H245V120H244ZM248 121H249V120H248ZM27 122H28V121H27ZM37 122H38V121H37ZM112 122H113V121H112ZM115 122H116V121H115ZM142 122H143V121H142ZM158 122H160V121H158ZM176 122H177V121H176ZM184 122H186V121H184ZM188 122H189V121H188ZM188 122H187V123H188ZM203 122H205V121H202V123H203ZM208 122H210V120H209ZM232 122L234 123V120H233ZM236 122H237V121H236ZM252 122H253V121H252ZM261 122H262V121H261ZM0 123H2V122H0ZM31 123H32V122H31ZM71 123H72V122H71ZM162 123H163V122H162ZM164 123H165V122H164ZM182 123H183V122H182ZM182 123H181V125H182ZM202 123H200V124H202ZM217 123H218V122H217ZM226 123H227V122H226ZM238 123H239V122H238ZM238 123H237V124H238ZM247 123H248V122H247ZM255 123H257V122H255ZM258 123H259V122H258ZM29 124H30V123H29ZM34 124H35V123H34ZM38 124H39V123H38ZM183 124H184V123H183ZM189 124H190V123H189ZM191 124H192V123H191ZM223 124H224V123H223ZM230 124H231V123H229V125H230ZM243 124H244V123H243ZM22 125H23V124H22ZM24 125H25V124H24ZM78 125H79V124H78ZM86 125H87V124H86ZM109 125H110V124H109ZM124 125H125V124H124ZM127 125H128V124H127ZM142 125H143V124H142ZM156 125H157V124H156ZM156 125H155V126H156ZM211 125H212V124H211ZM214 125H215V123H214ZM219 125H220V124H219ZM241 125H242V124H241ZM247 125H248V124H247ZM254 125H255V124H254ZM254 125H252V126H254ZM11 126H12V125H11ZM38 126H39V125H38ZM65 126H67V125H65ZM114 126H115V125H114ZM139 126H140V125H139ZM153 126H154V125H153ZM155 126H154V127H155ZM182 126H183V125H182ZM191 126H192V125H191ZM239 126H240V125H239ZM250 126H251V125H250ZM250 126H249V127H250ZM8 127H9V126H8ZM46 127H47V126H46ZM67 127H68V126H67ZM71 127H72V126H71ZM78 127H79V126H78ZM111 127H112V126H111ZM115 127H116V126H115ZM159 127H160V126H159ZM189 127H190V126H189ZM189 127H188V129H189ZM199 127H200V126H199ZM212 127H213V126H212ZM217 127H218V126H217ZM225 127H226V126H225ZM229 127H230V126H229ZM4 128H6V127H4ZM9 128H10V127H9ZM15 128H16V127H15ZM26 128H27V127H26ZM34 128H37V127H34ZM47 128H48V127H47ZM96 128H97V127H96ZM99 128H100V127H99ZM109 128H110V127H109ZM135 128H136V126H135ZM141 128H142V127H141ZM149 128H150V127H149ZM178 128H179V125H178ZM197 128H198V126H197ZM200 128H201V127H200ZM206 128H207V127H206ZM226 128H227V127H226ZM226 128H224V129H226ZM232 128H234V126H233ZM237 128H239V127H237ZM241 128H242V127H241ZM257 128H258V126H257ZM1 129H2V128H1ZM17 129H18V128H17ZM62 129H63V128H62ZM88 129H89V128H88ZM112 129H113V128H112ZM112 129H111V130H112ZM181 129H182V128H181ZM215 129H217V128H215ZM221 129H222V128H221ZM234 129H235V128H234ZM246 129H247V128H246ZM251 129H252V128H251ZM5 130L9 131L7 128H6ZM5 130H4V131H5ZM18 130H19V129H18ZM26 130H27V129H26ZM39 130H40V129H39ZM65 130H66V129H65ZM74 130H75V129H74ZM85 130H86V129H85ZM105 130H106V129H105ZM108 130H109V129H108ZM108 130H107V132H108ZM115 130H116V129H115ZM121 130H123V129L121 128ZM128 130H129V129H127V131H128ZM140 130H141V129H140ZM140 130H139V131H140ZM150 130H151V129H150ZM170 130H171V129H170ZM184 130H185V128H184ZM186 130H187V129H186ZM195 130H196V129H195ZM203 130H204V129H203ZM203 130H202V131H203ZM206 130H208V129H206ZM1 131H3V129H2ZM7 131H6V132H7ZM19 131H20V130H19ZM19 131H18V132H19ZM22 131H23V130H22ZM77 131H78V130H77ZM95 131H96V130H95ZM197 131H198V130H197ZM199 131H201V129H200ZM204 131H205V130H204ZM212 131H213V130H212ZM240 131H241V129H240ZM246 131L248 132V131H250V130H246ZM252 131H253V130H252ZM258 131H259V130H257V132L255 131V132L258 133ZM261 131H262V130H261ZM263 131H264V130H263ZM12 132H14V131H12ZM12 132H10V133H12ZM67 132H69V131L67 130ZM70 132H71V131H70ZM92 132H93V131H92ZM99 132H100V131H99ZM119 132H120V131H118V134H119ZM151 132H152V131H151ZM153 132H154V131H153ZM170 132H171V131H170ZM181 132H182V131H181ZM183 132H184V131H183ZM188 132H189V131H188ZM209 132H210V131H209ZM213 132H214V131H213ZM221 132H222V131H221ZM242 132H243V131H242ZM0 133H2V132H0ZM3 133H4V132H3ZM16 133H17V132H16ZM23 133H24V132H23ZM32 133H34V132H32ZM52 133H54V132H52ZM83 133H84V132H83ZM88 133H89V132H88ZM100 133H101V132H100ZM104 133H105V132H104ZM136 133H137V132H136ZM145 133H146V132H145ZM184 133H185V132H184ZM186 133H187V132H186ZM196 133H197V132H196ZM206 133H207V132H206ZM227 133H228V132H227ZM237 133H240V132L237 131ZM260 133H262V132H260ZM14 134H15V133H14ZM14 134L12 133V134H10V135H14ZM34 134H35V133H34ZM49 134H50V133H49ZM61 134H63V133H61ZM105 134H106V133H105ZM111 134H112V133H111ZM120 134H121V133H120ZM122 134H123V133H122ZM122 134H121V135H122ZM125 134H126V133H125ZM127 134H128V133H127ZM127 134H126V135H127ZM140 134H141V133H140ZM172 134H173V133H172ZM179 134H180V133H179ZM15 135H16V134H15ZM22 135H23V134H22ZM42 135H44V133H43ZM51 135H52V134H51ZM84 135H85V134H84ZM138 135H139V134H138ZM138 135H137V136H138ZM164 135H165V134H164ZM174 135H175V134H174ZM206 135H207V134H205L204 136H206ZM209 135H210V134H209ZM217 135H218V134H217ZM233 135H234V134H233ZM236 135H237V134H236ZM256 135H257V134H256ZM261 135H263V134H261ZM39 136H40V135H39ZM45 136H46V135H45ZM53 136H54V135H53ZM61 136H62V135H61ZM72 136H73V135H72ZM92 136H93V135H92ZM123 136H124V135H123ZM144 136H145V135H144ZM144 136H143V138H144ZM166 136H167V135H166ZM170 136H171V135H170ZM181 136H182V135H181ZM192 136H193V135H192ZM215 136H216V135H215ZM215 136H213V137H215ZM242 136H243V135H242ZM247 136H249V135H247ZM10 137H11V136H10ZM10 137H9V139H10ZM12 137H13V136H12ZM23 137H24V136H23ZM29 137H30V136H29ZM32 137H33V136H32ZM32 137H31V138H32ZM40 137H41V136H40ZM42 137H43V136H42ZM54 137H55V136H54ZM75 137H77V136H75ZM79 137H80V136H79ZM90 137H91V136H90ZM114 137H115V136H114ZM190 137H191V135H190ZM208 137H209V136H208ZM234 137H235V136H234ZM238 137H240V136H238ZM243 137H245V136H243ZM253 137H254V136H253ZM258 137H259V135H258ZM261 137H262V136H261ZM19 138H21V137H19ZM73 138H74V137H73ZM111 138H112V137H111ZM111 138H110V139H111ZM146 138H147V137H146ZM170 138H171V137H170ZM187 138H188V137H187ZM200 138H201V137H200ZM206 138H207V137H206ZM210 138H211V137H210ZM210 138H209V140H211ZM218 138H219V136H218ZM248 138H249V137H248ZM251 138H252V137H251ZM11 139L13 140V138H11ZM43 139L46 140L47 138H43ZM81 139H82V137H81ZM102 139H103V138H102ZM166 139H167V138H166ZM188 139H189V138H188ZM190 139H191V138H190ZM198 139H199V138H198ZM201 139H202V138H201ZM240 139H241V138H240ZM242 139H243V138H242ZM255 139H256V138H255ZM262 139H264V138L262 137ZM1 140H2V138L0 139V141H1ZM52 140H53V139H52ZM55 140H56V138H55ZM66 140H67V139H66ZM74 140H75V139H74ZM91 140H92V139H91ZM164 140H165V139H164ZM177 140H178V139H177ZM177 140H176V141H177ZM219 140H222V139H219ZM235 140H236V139H235ZM244 140L247 141L246 139H244ZM256 140H257V139H256ZM14 141H15V140H14ZM20 141H21V140H20ZM89 141H90V140H89ZM112 141H113V140H112ZM114 141H115V140H114ZM141 141H142V140H141ZM143 141H144V140H143ZM143 141H142V142H143ZM188 141H189V140H188ZM193 141H194V140H193ZM197 141H199V140H197ZM239 141H240V140H239ZM242 141H243V140H242ZM260 141H261V140H260ZM262 141H263V140H262ZM1 142H2V141H1ZM38 142H39V141H38ZM42 142H43V141H42ZM61 142H62V141H61ZM70 142H71V141H70ZM91 142H92V141H91ZM99 142H100V141H99ZM105 142H106V141H105ZM110 142H111V141H110ZM133 142H135V141H133ZM180 142H181V141H180ZM190 142H191V141H190ZM235 142H237V141H235ZM20 143H22V142H20ZM72 143H73V142H72ZM88 143H89V142H88ZM88 143H87V144H88ZM93 143H94V142H93ZM136 143H137V142H136ZM166 143H167V142H166ZM187 143H189V142H187ZM203 143H204V142H203ZM206 143H207V142H206ZM238 143H239V142H238ZM243 143H244V142H243ZM243 143H242V144H243ZM249 143H250V141H249ZM251 143H252V142H251ZM255 143H257V142L255 141ZM5 144H6V143H5ZM14 144H15V143H14ZM36 144H37V143H36ZM61 144H62V143H61ZM99 144H100V143H99ZM109 144H110V143H109ZM113 144H114V143H113ZM130 144H131V142H130ZM133 144H134V143H133ZM133 144H132V146H134ZM183 144H184V143H183ZM185 144H186V143H185ZM201 144H202V143H201ZM240 144H241V142H240ZM245 144H246V143H245ZM263 144H264V143H263ZM15 145H16V144H15ZM15 145H14V146H15ZM28 145H29V144H28ZM30 145H31V144H30ZM37 145H38V144H37ZM44 145H45V144H44ZM59 145H60V144H59ZM89 145H90V144H89ZM102 145H103V143H102ZM107 145H108V144H107ZM110 145H111V144H110ZM139 145H140V144H139ZM168 145H169V144H168ZM190 145H191V144H190ZM192 145H193V143H192ZM206 145H207V144H206ZM206 145H205V146H206ZM208 145H210V144H208ZM208 145H207V146H208ZM227 145H229V144H227ZM230 145L232 146L231 143H230ZM236 145H237V144H236ZM238 145H239V144H238ZM249 145H250V144H249ZM249 145H248V146H249ZM253 145H254V144H253ZM32 146H33V145H32ZM42 146H43V145H42ZM42 146H41V147H42ZM69 146H70V145H69ZM79 146H80V145H79ZM99 146H101V145H99ZM111 146H112V145H111ZM118 146H119V145H118ZM118 146H117V147H118ZM164 146H165V145H164ZM185 146H187V145H185ZM195 146H196V145H195ZM195 146H194V148H195ZM205 146H204V147H205ZM213 146H214V145H213ZM216 146H218V144H217ZM234 146H235V145H234ZM234 146H233V147H234ZM242 146H243V145H242ZM5 147H7V146H5ZM38 147H40V146H38ZM46 147H47V146H46ZM55 147H56V145H55ZM84 147H85V146H84ZM88 147H89V146H88ZM93 147H94V146H93ZM117 147H116V148H117ZM120 147H121V146H120ZM135 147H136V146H135ZM137 147H138V146H137ZM137 147H136V148H137ZM167 147H168V146H167ZM171 147H173V146L171 145ZM190 147H191V146H190ZM237 147H238V146H237ZM8 148H10V147H8ZM15 148H16V147H15ZM19 148H20V147H19ZM30 148H31V147H30ZM51 148H52V147H51ZM75 148H76V147H75ZM77 148H78V146H77ZM82 148H83V146H82ZM89 148H90V147H89ZM99 148H101V147H99ZM99 148H98V149H99ZM121 148H122V147H121ZM121 148H120V149H121ZM142 148H143V147H142ZM181 148H182V147H181ZM184 148H185V147H184ZM191 148H192V147H191ZM196 148H197V147H196ZM196 148H195V149H196ZM207 148H208V147H207ZM221 148H222V146H221ZM245 148H246V145H245ZM245 148H244V149H245ZM6 149H7V148H6ZM13 149H14V148H13ZM36 149H39V148L36 147ZM52 149H53V148H52ZM65 149H66V148H65ZM68 149H69V148H68ZM98 149H97V150H98ZM134 149H135V148H134ZM167 149H168V148H167ZM188 149H189V148H188ZM204 149H205V148H204ZM212 149H213V148H212ZM235 149H236V148H234V150H235ZM244 149H243V150H244ZM249 149H250V148L248 147V150H249ZM255 149H256V148H255ZM2 150H3V149H2ZM11 150H12V149H11ZM15 150H16V149H15ZM47 150H48V149H47ZM69 150H70V149H69ZM102 150H104V149H102ZM184 150H187V149H184ZM232 150H233V149H232ZM237 150H238V148H237ZM237 150H236V151H237ZM240 150H241V149L239 148V155H240ZM246 150H247V149H246ZM246 150H245V151H246ZM8 151H9V149H8ZM8 151H7V152H8ZM20 151H23V150H20ZM37 151H39V150H37ZM70 151H71V150H70ZM117 151H118V150H117ZM117 151H115V152L117 153ZM119 151H120V150H119ZM200 151H201V150H200ZM214 151H215V150H214ZM214 151H213V152H214ZM217 151H218V150H217ZM1 152H4V153H5V151H1ZM7 152H6V153H7ZM24 152H25V150H24ZM51 152H52V151H51ZM55 152H56V151H55ZM191 152H192V151H191ZM10 153H11V152H10ZM16 153H17V152H16ZM66 153H67V152H66ZM145 153H146V152H145ZM174 153H176V152H174ZM209 153H210V151H209ZM249 153H250V151H249ZM25 154H27V153H25ZM35 154H36V153H35ZM78 154H79V152H78ZM187 154H188V153H187ZM200 154H201V153H200ZM211 154H212V153H211ZM224 154L226 155V153H224ZM232 154H233V153H232ZM235 154H236V153H235ZM247 154H248V153H247ZM247 154H246V155H247ZM9 155H10V154H9ZM20 155H21V154H20ZM47 155H49V154H47ZM50 155H51V154H50ZM57 155H59V154H57ZM63 155H64V154H63ZM63 155H62V156H63ZM94 155H95V154H94ZM96 155H97V154H96ZM119 155H120V154H119ZM195 155H196V154H195ZM215 155H216V154H215ZM227 155H228V150H227ZM243 155H244V154H242L241 156H243ZM250 155H251V154H250ZM42 156H43V155H42ZM71 156H72V155H71ZM147 156H149V155H147ZM199 156H200V155H199ZM202 156H203V154H202ZM211 156H213V155H211ZM220 156H223V154L220 155ZM220 156H218V157H220ZM232 156H233V155H232ZM236 156H237V155H236ZM248 156H249V155H248ZM2 157H3V156H2ZM23 157H24V156H23ZM77 157H78V156H77ZM91 157H92V156H91ZM96 157H97V156H96ZM121 157H122V156H121ZM157 157H158V156H157ZM175 157H176V155H175ZM192 157H194V156H192ZM224 157H225V156H224ZM234 157H235V155H234ZM4 158H5V157H4ZM21 158H22V157H21ZM34 158H35V157H34ZM52 158H54V156H53ZM145 158H147V157H145ZM194 158H195V157H194ZM194 158H193V159H194ZM212 158H213V157H212ZM230 158H231V156H230ZM237 158L240 159L239 157H237ZM19 159H20V158H19ZM26 159H28V158H26ZM26 159H25V160H26ZM122 159H123V157H122ZM203 159H204V158H203ZM216 159H217V158H216ZM22 160H23V159H22ZM52 160H53V159H52ZM54 160H55V159H54ZM118 160H119V159H118ZM197 160H198V159H197ZM228 160H229V159H228ZM246 160H247V159H246ZM42 161H43V160H42ZM68 161H69V160H68ZM77 161H78V159H77ZM102 161H103V159H102ZM105 161H106V160H105ZM120 161H123V160H120ZM120 161H119V162H120ZM170 161H172V159H171ZM205 161H206V160H205ZM213 161H214V159H213ZM221 161H222V159H221ZM235 161H236V160H235ZM257 161H258V160H257ZM36 162H37V160H36ZM39 162H40V161H39ZM53 162H54V161H53ZM55 162H56V161H55ZM80 162H81V161H80ZM80 162L78 161V163H80ZM85 162H86V161H85ZM151 162H152V161H151ZM166 162H167V160H166ZM193 162H195V161H193ZM209 162H210V161H209ZM232 162H233V161H232ZM18 163H19V162H18ZM24 163L26 164L27 162H24ZM40 163H41V162H40ZM40 163H39V164H40ZM83 163H84V161H83ZM169 163H170V162H169ZM173 163H174V162H173ZM199 163H200V162H199ZM204 163H205V162H204ZM216 163H217V161H216ZM221 163H222V162H221ZM223 163H224V162H223ZM236 163H237V162H236ZM245 163H246V162H245ZM248 163H249V162H248ZM11 164H12V163H11ZM20 164H21V162H20ZM25 164H24V165H25ZM59 164H60V163H59ZM81 164H82V162L80 163V165H81ZM86 164H87V163H86ZM115 164H116V163H115ZM212 164H213V163H212ZM214 164H215V163H214ZM1 165H2V164H1ZM65 165H66V164H65ZM84 165H85V164H84ZM92 165H93V164H92ZM118 165H119V164H118ZM145 165H147V164H145ZM167 165H168V164H167ZM172 165H173V164H172ZM172 165H170V168L172 167ZM196 165H197V164H196ZM202 165H205V164H202ZM225 165H226V164H225ZM227 165H229V164H227ZM256 165H257V164H256ZM3 166H5V165H3ZM3 166H2V167H3ZM32 166H33V165H32ZM66 166H67V165H66ZM77 166H78V164H77ZM88 166H89V165H88ZM88 166L85 167V168H88ZM93 166H94V165H93ZM119 166H120V165H119ZM147 166H148V165H147ZM152 166H153V165H152ZM154 166H155V165H154ZM164 166H165V165H164ZM208 166H209V165H208ZM214 166H215V165H214ZM239 166H241V164H240ZM246 166H247V165H246ZM250 166H251V165H250ZM2 167H1V168H2ZM35 167H36V166H35ZM40 167H41V166H40ZM55 167H57V166H55ZM63 167H64V166H63ZM80 167H81V166H80ZM157 167H158V166H157ZM161 167H162V166H161ZM168 167H169V166H168ZM216 167L219 168L218 166H216ZM228 167H229V166H228ZM236 167H238V166H236ZM247 167H248V166H247ZM247 167H246V168H247ZM22 168H23V167H22ZM41 168H42V167H41ZM53 168H54V167H53ZM66 168H67V167H66ZM71 168H72V167H71ZM95 168H96V167H95ZM173 168H174V165H173ZM173 168H172V169H173ZM214 168H215V167H214ZM223 168H224V167H223ZM231 168H232V167H231ZM242 168H243V167H242ZM244 168H245V167H244ZM26 169H27V168H26ZM57 169H59V168H57ZM62 169H63V168H62ZM67 169H68V168H67ZM73 169H74V168H73ZM80 169H81V168H80ZM159 169H160V168H159ZM159 169H158V170H159ZM161 169H162V168H161ZM161 169H160V170H161ZM163 169H164V168H163ZM167 169H168V168H167ZM177 169H178V168H177ZM194 169H195V168H194ZM232 169H234V168H232ZM238 169H239V168H238ZM251 169H252V168H251ZM251 169H250V170H251ZM11 170H12V169H11ZM46 170H47V169H46ZM55 170H56V169H55ZM55 170H54V171H55ZM87 170H88V169H87ZM99 170H100V169H99ZM105 170H106V169H105ZM183 170H184V169H183ZM188 170H189V169H188ZM192 170H193V169H192ZM215 170H216V169H215ZM234 170H235V169H234ZM246 170H247V169H246ZM250 170H248L247 172H249ZM0 171H1V170H0ZM18 171H19V170H18ZM18 171H17V172H18ZM62 171H63V170H62ZM67 171H68V170H67ZM113 171H115V170H113ZM125 171H126V170H125ZM145 171H147V169H146ZM230 171H231V170H230ZM243 171H244V170H243ZM4 172H5V171H4ZM13 172H14V171H13ZM19 172H20V171H19ZM23 172H24V171H23ZM60 172H61V171H60ZM95 172H96V171H95ZM98 172H99V171H98ZM100 172H101V171H100ZM108 172H109V171H108ZM174 172H175V171H174ZM190 172H191V171H190ZM213 172L215 173V171H213ZM218 172H219V171H218ZM222 172H223V171H222ZM228 172H229V171H228ZM239 172H240V169H239ZM245 172H246V171H245ZM2 173H3V172H2ZM49 173H50V172H49ZM54 173H55V172H54ZM58 173H59V172H58ZM119 173H120V172H119ZM158 173H159V172H158ZM168 173H169V172H168ZM230 173H231V172H230ZM43 174H44V173H43ZM87 174H88V173H87ZM139 174H140V173H139ZM218 174H219V173H218ZM242 174H243V173H242ZM247 174H248V173H247ZM19 175H20V174H19ZM32 175H33V174H32ZM55 175H56V174H55ZM89 175H90V174H89ZM104 175H105V174H104ZM106 175H109V174L107 173ZM113 175H114V174H113ZM119 175H120V174H119ZM125 175H129V174H125ZM223 175H224V174H223ZM37 176H38V173H37ZM41 176H42V175H41ZM47 176H48V175H47ZM50 176H51V174H50ZM64 176H65V175H64ZM95 176L97 177V175H95ZM95 176H94V178H95ZM101 176H103V175H101ZM109 176H110V175H109ZM170 176H171V175H170ZM201 176H203V175H201ZM219 176H220V175H219ZM229 176H230V174H229ZM234 176H235V175H234ZM237 176H238V175H237ZM240 176H241V175H240ZM247 176H248V175H247ZM9 177H10V176H9ZM14 177H15V176H14ZM69 177H70V176H69ZM73 177H74V176H73ZM85 177H86V176H85ZM91 177H92V175H91ZM117 177H118V176H117ZM117 177H115V178H117ZM125 177H126V176H125ZM243 177H244V175H243ZM248 177H249V176H248ZM12 178H13V177H12ZM12 178H11V179H12ZM22 178H23V177H22ZM28 178H29V177H28ZM44 178H45V177H44ZM55 178H56V177H55ZM78 178H79V177H78ZM107 178H108V177H107ZM115 178H114V179H115ZM126 178H127V177H126ZM141 178H142V177H141ZM149 178H150V177H149ZM168 178H169V177H168ZM234 178H235V177H234ZM238 178H239V176H238ZM5 179H6V178H5ZM11 179H10V181H11ZM25 179H26V178H25ZM48 179H49V177H48ZM53 179H54V178H53ZM110 179H111V178H110ZM225 179H226V177H225ZM227 179H228V178H227ZM8 180H9V179H8ZM26 180H27V179H26ZM31 180H32V179H31ZM34 180H35V179H34ZM95 180L97 181V179H95ZM119 180H120V179H119ZM125 180H126V179H125ZM162 180H163V178H162ZM180 180H181V179H180ZM180 180H179V181H180ZM247 180H249V179H247ZM15 181H17V180H15ZM15 181H13V184H17V183H14ZM24 181H25V180H24ZM27 181H28V180H27ZM29 181H30V180H29ZM38 181H39V180H38ZM59 181H60V180H59ZM145 181H146V180H145ZM148 181H149V180H148ZM154 181H155V180H154ZM214 181H215V180H214ZM233 181H234V180H233ZM257 181H258V180H257ZM259 181H260V180H259ZM6 182H7V181H6ZM44 182H45V181H44ZM64 182H65V181H64ZM101 182H102V181H101ZM101 182H100V183H101ZM114 182H116V181H114ZM121 182H122V181H121ZM121 182H120V184H121ZM125 182H126V181H125ZM241 182H243V181H241ZM3 183H4V181H3ZM61 183H63V182H61ZM155 183H156V182H155ZM168 183H169V182H168ZM170 183H172V182H170ZM193 183H194V182H193ZM195 183H196V181H195ZM244 183H245V181H244ZM246 183H247V181H246ZM249 183H250V181H249ZM249 183H248V184H249ZM261 183H262V182H261ZM0 184H1V183H0ZM4 184H5V183H4ZM26 184H27V183H26ZM31 184H32V183H31ZM33 184H34V183H33ZM36 184H38V183H36ZM41 184H42V183H41ZM57 184H58V183H57ZM57 184H56V185H57ZM69 184H70V183H69ZM97 184H98V183H97ZM126 184H127V183H126ZM152 184H153V183H152ZM160 184H161V183H160ZM174 184H176V183H174ZM182 184H183V182H182ZM254 184H255V182H254ZM23 185H24V184H23ZM53 185H54V184H53ZM56 185H55V186H56ZM93 185H94V184H93ZM104 185H105V184H104ZM168 185H169V184H168ZM184 185H185V184H184ZM216 185H217V184H216ZM243 185H244V184H243ZM255 185H256V184H255ZM18 186H19V185H18ZM20 186H21V185H20ZM29 186H30V185H29ZM38 186H39V185H38ZM43 186H44V185H43ZM118 186H119V185H118ZM156 186H157V185H156ZM160 186H161V185H160ZM160 186H157V187H160ZM189 186H190V185H189ZM240 186H241V185H240ZM246 186H248V185H246ZM6 187H7V186H6ZM9 187H10V186H9ZM16 187H17V186H16ZM33 187H34V186H33ZM47 187H48V186H47ZM77 187H78V186H77ZM83 187H84V186H83ZM94 187H95V186H94ZM109 187H110V186H109ZM154 187H155V186H154ZM179 187H180V186H179ZM181 187H182V186H181ZM249 187H250V186H249ZM20 188H21V187H20ZM34 188H35V187H34ZM171 188H172V187H171ZM173 188H174V187H173ZM187 188H188V186H187ZM213 188H214V187H213ZM16 189H17V188H16ZM29 189H30V188H29ZM81 189H82V188H81ZM94 189H95V188H94ZM152 189H153V188H152ZM167 189H168V188H167ZM167 189H166V190H167ZM169 189H170V188H169ZM185 189H186V188H185ZM185 189H184V190H185ZM217 189H218V188H217ZM6 190H7V189H6ZM96 190H97V189H96ZM128 190H129V189H128ZM256 190H257V189H256ZM0 191H1V188H0ZM51 191H52V190H51ZM58 191H59V190H58ZM126 191H127V190H126ZM192 191H193V190H192ZM54 192H55V191H54ZM78 192H79V191H78ZM91 192H92V191H91ZM94 192H95V191H94ZM103 192H104V191H103ZM133 192H134V191H133ZM240 192H241V191H240ZM32 193H33V192H32ZM52 193H53V192H52ZM100 193H101V192H100ZM108 193H109V192H108ZM108 193H107V194H108ZM121 193H122V190H121ZM183 193H184V191H183ZM185 193H186V192H185ZM255 193L257 194V191H256ZM33 194H34V193H33ZM38 194H39V193H38ZM98 194H99V193H98ZM132 194H133V193H132ZM201 194H202V193H201ZM203 194H204V193H203ZM220 194H221V193H220ZM259 194H260V193H259ZM5 195H6V194H5ZM8 195H9V194H8ZM31 195H32V194H31ZM50 195H52V194H50ZM85 195H86V194H85ZM102 195H103V194H102ZM136 195H137V194H136ZM161 195H162V193H161ZM177 195H178V193H177ZM184 195H185V194H184ZM184 195H183V196H184ZM204 195H205V194H204ZM228 195H229V194H228ZM1 196H2V194H1ZM1 196H0V197H1ZM34 196H35V195H34ZM37 196H38V195H37ZM44 196H45V195H44ZM80 196H81V195H80ZM82 196H83V195H82ZM128 196H129V195H128ZM164 196H165V195H164ZM167 196H168V195H167ZM226 196H227V195H226ZM229 196H230V195H229ZM236 196H237V195H236ZM243 196H244V195H243ZM247 196H248V195H247ZM31 197H32V196H31ZM97 197H98V196H97ZM97 197H96V198H97ZM102 197H104V196H102ZM188 197H189V196H188ZM250 197H251V196H250ZM3 198H4V197H3ZM50 198H51V197H50ZM50 198H49V199H50ZM53 198H54V197H53ZM73 198H74V197H73ZM84 198H85V197H84ZM106 198H107V197H106ZM255 198L257 199L258 197H255ZM260 198H261V197H260ZM23 199H24V198H23ZM59 199H60V198H59ZM121 199H122V198H121ZM164 199L167 200L166 197H165ZM184 199H185V198H184ZM201 199H202V198H201ZM261 199H262V198H261ZM16 200H17V199H16ZM31 200H32V199H31ZM50 200H52V199H50ZM55 200H57V199L55 198ZM92 200H93V199H92ZM92 200H91V201H92ZM98 200H99V199H98ZM172 200H173V199H172ZM198 200H199V199H198ZM206 200H207V199H206ZM9 201H10V200H9ZM45 201H47V200H45ZM58 201H59V200H58ZM58 201H57V202H58ZM75 201H76V200H75ZM114 201H115V200H114ZM181 201H182V200H181ZM195 201H196V200H195ZM224 201H225V200H224ZM231 201H232V200H231ZM253 201H254V200H253ZM3 202L7 203L6 200L3 201ZM17 202H18V201H17ZM30 202H31V201H30ZM48 202H50V201H48ZM61 202H62V201H61ZM101 202H102V201H101ZM118 202H119V201H118ZM137 202H138V201H137ZM161 202H162V201H161ZM183 202H184V200H183ZM188 202H189V201H188ZM198 202H199V201H198ZM211 202H212V201H211ZM227 202H228V201H227ZM250 202H251V200H250ZM255 202H256V201H255ZM31 203H32V202H31ZM125 203H126V202H125ZM153 203H154V202H153ZM185 203H186V202H185ZM207 203L209 204V202H207ZM218 203H220V202H218ZM242 203H243V201H242ZM256 203L258 204V203H260V202H256ZM8 204H9V206H10V209L12 210V209L14 208V205L11 204V203H8ZM94 204H95V202H94ZM100 204H101V203H100ZM100 204H99V205H100ZM117 204H118V203H117ZM161 204H162V203H161ZM191 204H192V203H191ZM200 204H201V203H200ZM204 204H205V203H204ZM215 204H217V203H215ZM230 204H231V203H230ZM234 204H235V203H234ZM236 204H237V203H236ZM253 204H254V203H253ZM52 205H55V204H52ZM56 205H57V204H56ZM72 205H73V204H72ZM75 205H76V204H75ZM99 205H98V206H99ZM136 205H137V204H136ZM156 205H157V204H156ZM156 205H155V206H156ZM172 205H173V204H172ZM197 205H198V204H197ZM205 205H206V204H205ZM43 206H44V205H43ZM106 206H107V205H106ZM162 206H163V205H162ZM183 206H184V205H183ZM203 206H204V205H203ZM209 206H210V204H209ZM228 206H229V205H228ZM99 207H100V206H99ZM121 207H123V206H121ZM200 207H201V206H200ZM213 207H214V206H213ZM224 207H225V206H224ZM232 207H233V206H232ZM250 207H251V206H250ZM254 207H256V206H254ZM6 208H7V207H6ZM53 208H54V207H53ZM86 208H87V207H86ZM103 208H105V207H103ZM124 208H125V206H124ZM124 208H123V209H124ZM137 208H138V207H137ZM230 208H231V207H230ZM22 209H23V208H22ZM35 209H36V208H35ZM38 209H39V208H38ZM38 209H37V210H38ZM90 209H91V208H90ZM94 209H95V208H94ZM115 209H116V208H115ZM130 209H131V208H130ZM232 209H233V208H232ZM52 210H53V209H52ZM103 210H104V209H103ZM126 210H127V209H126ZM161 210H162V209H161ZM209 210H210V209H209ZM223 210H224V209H223ZM251 210H252V209H251ZM254 210H255V209H254ZM53 211H55V210H53ZM65 211H66V210H65ZM96 211H97V210H96ZM106 211H107V210H106ZM114 211H115V210H114ZM156 211H157V210H156ZM165 211H166V210H165ZM167 211H168V210H167ZM169 211H170V210H169ZM212 211H213V210H212ZM262 211H263V210H262ZM42 212H43V211H42ZM83 212H84V211H83ZM111 212H112V211H111ZM116 212H117V211H116ZM206 212H207V211H206ZM206 212H204V213H206ZM229 212H230V211H229ZM253 212H255V211H253ZM11 213H12V212H11ZM29 213H30V212H29ZM62 213H63V212H62ZM87 213H88V212H87ZM98 213H99V212H98ZM166 213H167V212H166ZM175 213H176V212H175ZM193 213H194V212H193ZM200 213H201V212H200ZM13 214H14V213H13ZM52 214H53V213H52ZM56 214H57V213H56ZM85 214H86V213H85ZM107 214H108V213H107ZM114 214H115V213H114ZM161 214H162V211H161ZM206 214H207V213H206ZM209 214H210V213H209ZM239 214H240V213H239ZM247 214H250V213H247ZM254 214H255V213H254ZM257 214H258V213H257ZM262 214H263V213H262ZM66 215H67V214H66ZM69 215H71V214H69ZM111 215H112V214H111ZM120 215H121V214H120ZM155 215H156V213H155ZM210 215H211V214H210ZM252 215H253V214H252ZM263 215H264V214H263ZM63 216H64V215H63ZM72 216H73V215H72ZM106 216H107V215H106ZM124 216H125V215H124ZM190 216H191V215H190ZM196 216H197V215H196ZM204 216H205V215H204ZM223 216H225V215H223ZM231 216H232V215H231ZM231 216H230V218H231ZM54 217H55V216H54ZM107 217H108V216H107ZM221 217H222V216H221ZM228 217H229V216H228ZM232 217H233V216H232ZM251 217H252V216H251ZM256 217H257V216H256ZM86 218H87V217H86ZM120 218H121V217H120ZM171 218H172V217H171ZM206 218H207V216H206ZM212 218H213V217H212ZM240 218H241V217H240ZM117 219H119V218H117ZM122 219H123V218H122ZM162 219H163V218H162ZM200 219H202V218L200 217ZM227 219H228V218H227ZM256 219H257V218H255V220H256ZM28 220H29V219H28ZM54 220H55V218H54ZM179 220H180V219H179ZM192 220H193V219H192ZM203 220H204V219H203ZM217 220H218V217H217ZM263 220H264V219H263ZM44 221H45V220H44ZM124 221H125V220H124ZM162 221H163V220H162ZM219 221H220V220H219ZM223 221H224V220H223ZM251 221H252V220H251ZM52 222H53V221H52ZM87 222H88V221H87ZM100 222H101V220H100ZM144 222H145V221H144ZM208 222H209V220H208ZM211 222H212V221H211ZM213 222H214V220H213ZM226 222H227V221H226ZM14 223H15V222H14ZM124 223H125V222H124ZM133 223H134V222H133ZM133 223H132V224H133ZM163 223H164V221H163ZM163 223H162V224H163ZM51 224H52V223H51ZM58 224H59V223H58ZM64 224H65V223H64ZM68 224H70V223H68ZM74 224H75V223H74ZM182 224H183V223H182ZM214 224H215V223H214ZM52 225H53V224H52ZM78 225H79V224H78ZM93 225H94V224H93ZM164 225H165V224H164ZM179 225H180V224H179ZM235 225H236V224H235ZM235 225H234V226H235ZM254 225H255V224H254ZM15 226H16V225H15ZM63 226H64V225H63ZM68 226H69V225H68ZM263 226H264V225H263ZM18 227H19V226H18ZM54 227L56 228V226H54ZM58 227H59V226H58ZM69 227H70V226H69ZM73 227H74V226H73ZM83 227H84V226H83ZM105 227H107V226H105ZM123 227L125 228V225H124ZM145 227H147V226H145ZM179 227H180V226H179ZM258 227H259V226H258ZM26 228H27V227H26ZM60 228H61V227H60ZM65 228H66V226H65ZM108 228H109V227H108ZM2 229H3V228H2ZM63 229H64V228H63ZM66 229H67V228H66ZM103 229H104V228H103ZM169 229H170V228H169ZM169 229H168V230H169ZM208 229H209V228H208ZM253 229H254V228H252V230H253ZM56 230H57V229H56ZM59 230H60V229H59ZM108 230H109V229H108ZM129 230H130V229H129ZM131 230H132V229H131ZM139 230H140V229H139ZM202 230H203V229H202ZM143 231H144V230H142V232H143ZM73 232H74V231H73ZM169 232H170V231H169ZM225 232H226V231H225ZM241 232H242V231H241ZM249 232H250V231H249ZM262 232H263V231H262ZM4 233H5V232H4ZM62 233H63V232H62ZM64 233H65V232H64ZM98 233H99V232H98ZM107 233H108V232H107ZM126 233H127V232H126ZM128 233H129V232H128ZM150 233H152V232L150 231ZM150 233H149V234H150ZM251 233H252V232H251ZM7 234H8V233H7ZM7 234H6V235H7ZM66 234H67V232H66ZM152 234H153V233H152ZM199 234H200V233H199ZM9 235H10V234H9ZM63 235H64V234H63ZM83 235H84V234H83ZM110 235H111V234H110ZM212 235H213V234H212ZM212 235H211V236H212ZM241 235H243V234H241ZM244 235H245V234H244ZM246 235H247V232H246ZM251 235H252V234H251ZM263 235H264V234H263ZM52 236H53V235H52ZM58 236H59V235H58ZM61 236H62V235H61ZM147 236H148V235H147ZM152 236H153V235H152ZM176 236H178V235H176ZM181 236H182V235H181ZM181 236H178V237L181 238ZM205 236H206V235H205ZM213 236H214V235H213ZM8 237H10V236H8ZM8 237H7V238H8ZM83 237H84V236H83ZM192 237H193V236H192ZM255 237H256V236H255ZM15 238H16V237H15ZM30 238H31V237H30ZM49 238H50V237H49ZM51 238H52V237H51ZM94 238H95V237H94ZM127 238H128V237H127ZM135 238H136V237H135ZM153 238H154V237H153ZM182 238H183V237H182ZM17 239H18V238H17ZM22 239H23V238H22ZM52 239H53V238H52ZM131 239H132V238H131ZM133 239H134V238H133ZM136 239L139 240L138 238H136ZM143 239H144V238H143ZM146 239H147V238H146ZM173 239H174V238H173ZM196 239H197V238H196ZM196 239H195V242H196ZM207 239H208V238H207ZM243 239H244V238H243ZM248 239H249V236H248ZM20 240H21V239H20ZM144 240H145V239H144ZM148 240H149V239H148ZM150 240H151V239H150ZM150 240H149V241H150ZM175 240H176V239H175ZM179 240H180V239H179ZM184 240H185V239H184ZM198 240H199V238H198ZM27 241L30 242L29 240H27ZM32 241H33V240H32ZM262 241H263V240H262ZM134 242H135V241H134ZM136 242H137V241H136ZM176 242H177V241H176ZM192 242H193V241H192ZM198 242H199V241H198ZM204 242H205V241H204ZM61 243H62V241H61ZM63 243H64V242H63ZM67 243H68V242H67ZM124 243H125V242H124ZM124 243H123V244H124ZM138 243H139V242H138ZM141 243H142V242H141ZM147 243H148V241H147ZM147 243H146V244H147ZM183 243H184V242H183ZM189 243H190V242H189ZM193 243H194V242H193ZM199 243H200V242H199ZM247 243H248V242H247ZM110 244H111V243H110ZM131 244H132V242L130 243V245H131ZM146 244H145V246H146ZM200 244H201V243H200ZM203 244H204V243H203ZM226 244H227V243H226ZM232 244H233V243H232ZM241 244H242V242H241ZM0 245H1V244H0ZM2 245H3V244H2ZM17 245H18V244H17ZM77 245H78V244H77ZM137 245H138V244H137ZM154 245H155V244H154ZM201 245H202V244H201ZM247 245H250V244L248 243ZM102 246H103V245H102ZM133 246H135V245H132V247H133ZM204 246H205V245H204ZM227 246H228V245H227ZM7 247H8V246H7ZM107 247H108V246H107ZM129 247H130V246H129ZM135 247L138 248L139 245H138V247H137V246H135ZM135 247H133V249H134ZM170 247H171V246H170ZM198 247H199V246H198ZM217 247H218V246H217ZM253 247H254V246H253ZM263 247H264V246H263ZM74 248H75V247H74ZM102 248H103V247H102ZM144 248H145V247H144ZM167 248H168V247H167ZM35 249H36V248H35ZM40 249H41V248H40ZM109 249H110V247H109ZM126 249H128V247H127ZM138 249H140V248H138ZM142 249H143V248H142ZM196 249H197V248H196ZM128 250H129V249H128ZM134 250H135V249H134ZM136 250H137V249H136ZM144 250H146V249H144ZM163 250H164V249H163ZM216 250H217V249H216ZM245 250H246V249H245ZM245 250H244V251H245ZM172 251H173V250H172ZM248 251H249V250H248ZM255 251H256V250H255ZM12 252H13V251H12ZM35 252H36V251H35ZM114 252H115V251H114ZM114 252H113V253H114ZM238 252H239V251H238ZM245 252H246V251H245ZM14 253H16V252H14ZM126 253H127V252H126ZM133 253H134V251H133ZM195 253H196V252H195ZM204 253H205V252H204ZM36 254H37V253H36ZM131 254H132V252H131ZM237 254H238V253H237ZM237 254H235V256H237ZM240 254H241V252H240ZM240 254H239V255H240ZM68 255H69V254H68ZM165 255H166V254H165ZM199 255H200V254H199ZM199 255H198V256H199ZM246 255H247V254H246ZM254 255H255V254H254ZM185 256H186V255H185ZM202 256H203V253H202ZM202 256H200V258H201ZM214 256H215V255H214ZM214 256H213V257H214ZM77 257H78V256H77ZM186 257H187V256H186ZM29 258H30V257H29ZM74 258H75V257H74ZM79 258H80V257H79ZM140 258H141V257H140ZM166 258H167V257H166ZM214 258H218V257L216 256V257H214ZM249 258H250V257H249ZM2 259H3V258H2ZM172 259H173V258H172ZM188 259H190V258H188ZM219 259H220V258H219ZM232 259H233V258H232ZM240 259H241V258H240ZM242 259H243V258H242ZM261 259H263V258H261ZM30 260H31V259H30ZM200 260H201V259H200ZM205 260H206V259H205ZM243 260H244V259H243ZM263 260H264V259H263ZM72 261H73V260H72ZM170 261H171V260H170ZM238 261H239V260H238ZM240 261H241V260H240ZM248 261H249V260H248ZM31 262H33V261H31ZM137 262H138V261H137ZM137 262H136V263H137ZM185 262H186V261H185ZM189 262H190V261H189ZM233 262H234V261H233ZM259 262H260V261H259ZM38 263H39V262H38ZM106 263H107V261H106ZM206 263H207V262H206ZM206 263H205V264H206ZM255 263H256V262H255ZM78 264H79V263H78ZM107 264H108V263H107ZM123 264H124V263H123ZM193 264H194V263H193ZM210 264H211V263H210ZM226 264H227V263H226ZM232 264H233V263H232ZM245 264H246V263H245ZM260 264H264V263H260Z\"/></svg>",
  "mask_w": 264,
  "mask_h": 264
}]
</instances>
